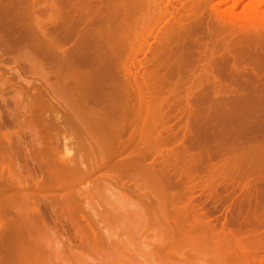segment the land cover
Wrapping results in <instances>:
<instances>
[{"label":"bare ground","instance_id":"obj_1","mask_svg":"<svg viewBox=\"0 0 264 264\" xmlns=\"http://www.w3.org/2000/svg\"><path fill=\"white\" fill-rule=\"evenodd\" d=\"M0 1H2V0H0ZM4 1V0H3ZM15 1V0H14ZM18 1V0H17ZM16 1V3H18ZM23 1V0H22ZM26 0H24V2H25ZM30 1V0H29ZM37 1V0H36ZM35 1V2H36ZM41 1V0H40ZM58 1V0H57ZM56 1V3H58ZM61 0H59V3H62V4H60L61 6L63 5V3H65L66 4V2L68 3V1L69 0H67L66 2H65V0H62V2H60ZM73 1V0H72ZM75 1V0H74ZM225 1V0H224ZM227 1V0H226ZM229 1V0H228ZM240 1H242V0H235L234 1V5L235 6H237V4L240 2ZM245 1V3H244V5H243V7H242V14H245L247 17H248V19L250 18L249 16H252V15H260L259 16V20L262 22V21H264V19H260L261 17L262 18H264V0H244ZM7 2V1H6ZM11 3H13L12 1H10ZM9 2V3H10ZM21 2V1H20ZM33 2V1H32ZM35 2H33V3H35ZM70 3H68V6H65L66 8H68V10H63V11H59L60 13H61V17L60 16H58V18H59V24L58 25H60V26H58L59 27V30H60V27L61 26H64V27H66V25H68L70 22V24L66 27V29H61V31L63 30V32H61L60 31V33H61V35H58V30L57 31H55L56 33H57V35H58V37H60V38H58L59 40H57V41H55L54 42V45L58 48L56 51H62V53H64L63 55L64 56H62L63 58H62V60L60 59L59 60V62H62V64L63 65H61L60 63H59V66L61 65V68L63 69V68H66V70L67 71H65V72H67V73H65V75H64V70L65 69H63V71H62V69H61V71L63 72H61L60 73V71H57V72H59V74H60V76H59V74H58V77H59V79H58V81L60 82H63V84H62V86H63V88L64 89H66L65 90V92L64 93H62V98L63 97H66V98H68L67 100H65V99H63L66 103H65V106H66V104L68 103L69 105H67V106H69V110H70V112L68 113L67 111V113L66 114H68L67 115V117H66V120H67V122L66 123H68L67 125L69 126V127H72L73 129H76L77 130V133H79V134H82V135H84L87 139H89V144L94 148V149H96L97 150V154L95 153L94 154V156L96 155V157H95V159H93V157H91L92 159H93V161L91 162V165H89L90 163H88V166L86 165H84V166H81L83 163L81 162H79V164H76V163H72V162H57V161H55L53 158H52V156L51 155H54L53 153H51V151H50V149L48 148V147H45V146H41V143H40V146H41V148H37L38 146V144L39 143H37V140H35V138L32 136V141H31V150H30V148L28 147V149L30 150V152H29V150H28V152H26V153H29V156L32 158V160H34L33 158H35V156H37L36 154H39V153H41V152H43L44 153V155H43V158H42V160L41 159H39L41 162L39 163L38 161V163L35 165V166H33L32 167V165H31V167L30 166H28V167H30L31 169H28V170H24V173L22 174V175H18V174H14V173H11V171H9V170H7L6 169V163L7 162H9V161H7V160H11V162L13 161H18V164H22L21 162H24L23 164H25V162L27 161V160H29V159H27V155L25 154V152H24V150H26V149H23V147H24V145H25V143H24V141H22L20 138H18L19 137V135H17L16 133V135L18 136H15V138H14V136L12 137L11 135H6V134H4L3 132H0V264H39V260H40V254H41V251H42V249H41V251H40V246L41 245H39L40 243H38L39 241H38V234L40 233L39 232V229H40V226H42L41 225V223L42 224H44L43 222H44V219H45V214L43 213V211H42V209H40V202H39V199H38V197H39V195H43V196H49V197H51L52 199H53V197H54V200H53V202L54 201H58L60 198H58V197H66V199L67 200H69L68 202L69 203H67L66 205L68 206L70 203H74L76 200H77V198H79L80 200H81V198L82 197H84V188L85 187H87V186H89V182L91 181V179L94 177V176H96V174H97V176H96V179H98L97 177H98V175L99 174H101L102 173V171L104 172L103 174H101V175H104L102 178H101V176L99 175V177L101 178V179H98V180H104L105 178V176L107 177V178H111V177H113V178H115V180L114 181H120V183L122 184V186L123 185H125V186H127L126 184H128V187L130 188L131 187V184L133 183V181H132V183H131V179H134V177L136 176V178H135V180L137 179V177L139 176V180L137 179V181H140V179H142L144 176H145V174H146V176L143 178L144 179V184L146 183V185L149 183V185H147V189L148 190H150V192L148 193V191H146L147 189H146V187L144 188V187H142L141 186V184H139V186H141V187H139V188H136V190H135V192L137 191V193L138 194H140L141 192H142V194L143 193H145L144 194V196H146V192L148 193V195L150 196V197H152V199H148V200H150V201H148V202H150L151 203V201L154 199L153 197H157V199H158V197H176V199H177V197H180L179 199H180V201H182L181 199H182V197H183V199H184V197H185V201L183 202H180L181 204H182V206L184 205V203L185 202H187L188 200V202L187 203H189V204H187V203H185V205H186V207H185V205L182 207L181 206V204L180 203H178V204H180L179 206H181V209H179L180 207L179 206H177V202H179V200L177 201L176 199H174V200H176V201H174L175 203H176V205H172V203H170L172 206H170V204H169V202L167 203L168 204V206L167 205H165L164 204V201L161 199L160 201H162L161 203H162V205H165V207L167 206L168 208V210H170V207H172V209L174 208V206H177V207H179V208H177V211H182V209L184 208V212L186 211V212H188V214L187 213H185L184 214V212H183V214L185 215V216H183L182 214V216L180 215V217L179 218H181V217H188L187 219H188V222L186 221L185 222V220H183V219H185V218H181L180 220H176V215L177 214H180L181 212H178L177 214H176V212H173L172 213V211L173 210H175V208L173 209V210H171L170 212H167L168 210H164V209H162L160 212H163V214H161V215H163V217L161 218V219H164V216H165V218L166 219H169V215L171 216V218H170V221H172V220H175V222H177L178 221V224H177V226L178 227H180V225H181V223L179 224V222H181L182 220V223H184V226H185V224L186 223H188V226L187 227H190V229H192V230H194V231H197V233H198V230H200L199 229V227L200 228H204L205 229V227L207 228V230H208V228L210 227V225H212V224H210L209 223V221L211 222V216H209L208 214V219H209V221H208V219L206 218L207 216L205 215L206 213H208L207 211L205 212V214H203L202 213V211H201V213L202 214H200V211L199 210H197V209H195L194 207V209H195V211L194 210H191L190 208H192L191 206H194V202L193 203H191L192 202V200H194V199H196L195 198V196H193L194 195V192L196 191V189H198L197 191H199L200 193L198 194V196L199 195H201V197H204V200H205V198L206 199H209L208 197H210L209 195H211V197L213 198V196H215V194H216V202H217V200H219L220 201V199H218V193H216V192H218V185L217 184H219V182H220V187H223V190L224 191H227V186L229 187H231L230 188V190H232V193L234 192L233 191V188H234V185H232L233 184V182H235V186H237L236 187V189H238L239 188V191L238 192H240L241 190H243L244 191V189H245V187H243L244 189H242L241 187L242 186H245V185H247V181H249L247 178H243V177H245V176H249V171H247L246 169H248V168H250V173L253 175L255 172L254 171H256V176L257 175H259L261 172H260V170L258 169V167H256L258 170H259V172L257 171V169L256 170H254L255 169V167L252 165H250L251 163H252V158H254V157H251V156H247L248 154L250 155V153L253 155V153L254 154H257V153H255L256 151V149L255 150H252V151H255V152H250L249 151V153L248 152H245V151H243V152H245V155H246V153H248L246 156L244 155V154H242V156L244 155V157H242V159L244 158V159H248L247 161L246 160H244L245 162H249V160H251V163L249 164L248 163V167L246 166L247 164L244 162V161H239V162H236V164L238 163V165L240 166L242 163H243V165L246 167V173L245 174H247V175H245L244 174V176L243 177H240L239 179H240V181L242 182V180L243 179H245V182L243 183L244 185H242V183L239 181V179H236V173H238V172H236L235 170H232V169H229L230 168V165H229V168H227V171L229 170V172L227 173L226 171H225V169H224V166L222 167V169H221V171H225L224 173H226L225 175H224V177H223V172H222V174L220 175V178H219V175L218 174H220V173H218V174H213V171L216 169L214 166H215V164H212V165H210L209 163H208V169H211V170H207V171H209L207 174H209L210 175V177H211V180H210V177H209V175H204V177H206V178H204V177H202V179H201V176H200V178H198L199 177V175H197L198 177H196V170H199L200 169V166H202V165H199L198 163L196 164L195 163V168H198V169H196L195 170V168L193 167V163L190 161V163H192V165H190L191 166V169L190 168H185V167H187L189 164V162L187 163L186 162V164H185V162L183 163L182 162V160L185 158V154L186 153H188V151L186 152V150H184L185 148L184 147H186V149H187V147L188 146H185L184 144L186 143V142H181L183 139L184 140H187V138H189L190 140H188V141H190L191 142V139L193 138H195V141H196V137H195V135H194V137L193 136H190L191 134L188 132V130L190 129V132L191 133H193L192 131H193V125H196V124H193L194 122H192L193 120H195V119H192V120H190L189 118H196V119H198L197 118V116L196 117H193V116H195V115H198L197 113V110H199V109H196V108H194L195 107V105H193L192 103H191V98L192 97H194L193 95H195V93H196V91L195 90H197V93H198V89H200V87H211L212 88V90H213V88H214V90H215V92H213L214 94L215 93H217L218 94V92H220L221 90L223 91V89L225 88V86L226 85H228L227 87H229V85H231L232 83H240L239 84V86L240 85H242L243 83H244V86L246 87L247 85H251L252 87L253 86H258V87H256L255 89H257L258 90V88H261L262 86L264 87V75H263V73H264V68L262 69V68H260L262 71H263V73H262V71H259L260 69H259V67L257 66V64L258 65H261V62L262 61H260V62H258V60L256 59V61L254 60V58L256 57H250L251 59H253V61H254V63H256V64H251V62L249 63V62H247V66H244V71H246V72H248L246 75H245V73H241L243 70H241L240 71V69H242V66L243 65H245V64H240L238 67L234 64L233 66H232V64L233 63H235V62H233V60L234 59H236L235 61L237 62V61H239L240 60V57L239 58H237L238 56H235L236 54H240V52H242L241 50H246V49H249V48H253V47H258L259 45H260V41L258 42V39L257 40H255V38H257V36H260V38H259V40L261 39V38H263V37H261V32H262V30L261 29H259L258 27L260 26L261 27V22L259 21L258 23H256V24H258L257 26H255V28H258V30L256 29L255 30V28L253 27V25H251L252 27H253V30L251 29V30H249L248 28H246V30H243V28H241L240 29V27H238V26H236V25H233L232 26V23H231V26L229 27V24L230 23H228L227 24V21L225 20V19H228L229 17H230V15L231 14H236L235 12H234V8L233 9H231V10H226V9H224L223 8V4H224V2H222V1H218V0H76L75 2H71V1H69ZM3 3V2H2ZM4 3H5V1H4ZM3 3V4H4ZM15 3V4H16ZM27 3V2H26ZM37 3V2H36ZM35 3V4H36ZM54 3V4H53ZM59 3H58V6L59 7H57L56 5H55V2L53 1L51 4H53V5H55L56 7H53L54 9H57V11L59 10V9H61L60 8V5H59ZM1 4V3H0ZM32 4V3H31ZM30 4V5H31ZM38 4V3H37ZM41 4V3H40ZM50 4V3H49ZM69 4H71L70 6H69ZM80 4H81V6H80ZM5 5V4H4ZM14 5V4H13ZM12 5V6H13ZM18 5H19V3H18ZM25 3H24V9L22 10V11H24L26 8H25ZM39 5V4H38ZM53 5H51V6H53ZM67 5V4H66ZM8 6H9V4H8ZM11 6V5H10ZM11 6V7H12ZM15 6V5H14ZM34 6H36V5H34L33 4V6L32 7H34ZM80 6V7H79ZM16 7V6H15ZM14 7V9H18V8H15ZM19 7V10H17V12L18 13H20L19 11L21 10L20 9V7L21 6H18ZM26 7H27V5H26ZM28 7H29V3H28ZM27 7V8H28ZM39 7L41 8V6L39 5ZM38 7V8H39ZM1 8H2V5L0 6V10H1ZM7 8V7H6ZM45 8V7H44ZM59 8V9H58ZM64 8V6L62 7V9ZM69 8H71L70 10H69ZM3 9H5V8H3ZM2 9V10H3ZM10 9V8H9ZM30 8H28V10H29ZM33 9V8H32ZM43 9V8H42ZM16 10H14V11H16ZM38 10V9H37ZM5 11V10H4ZM9 11V10H8ZM13 11V12H14ZM21 11V12H22ZM39 11H40V9H39ZM56 11V10H55ZM225 11H227V13L229 12V13H231V14H229V17H224V16H226L225 14H226V12ZM6 13H7V11H5ZM25 12V11H24ZM23 12V13H24ZM27 12V11H26ZM25 12V13H26ZM29 12H30V10H29ZM29 12H27V13H29ZM32 12H33V10H32ZM38 12V11H37ZM1 13H3V11L1 12ZM18 13L16 14V15H18ZM22 13V14H23ZM34 13V12H33ZM36 13V12H35ZM40 13V12H39ZM56 13V12H55ZM58 13V12H57ZM66 13V14H65ZM223 13H225V14H223ZM9 14H11V13H9ZM21 14V13H20ZM64 14V15H63ZM4 15H5V13H4ZM8 15V14H7ZM13 15V14H12ZM15 15V16H16ZM34 15V14H33ZM40 15V14H39ZM60 15V14H59ZM65 16L64 18H62L63 16ZM232 15V16H233ZM67 16H71V19L68 17L67 18ZM20 17V16H19ZM18 17V18H19ZM8 18V17H7ZM15 18V17H14ZM33 18V17H32ZM34 18H35V16H34ZM224 18V19H223ZM29 18L27 17V20H28ZM57 19V18H56ZM61 19V20H60ZM63 19H65V21L63 22V23H65V24H61L60 22L61 21H63ZM224 21H226V22H224ZM229 19H231V18H229ZM233 19V18H232ZM247 19V18H246ZM39 20V19H38ZM37 20V18H36V21H38ZM42 20V19H41ZM58 20V19H57ZM70 20V21H69ZM2 21V20H1ZM1 21H0V23H1ZM12 21V23H13V20H11ZM30 21V20H29ZM32 21V20H31ZM33 22V23H36L37 24V22ZM40 21V20H39ZM46 21V20H45ZM44 21V22H45ZM53 21V20H52ZM56 21V20H55ZM69 21V22H68ZM233 21H236V20H232V22ZM238 21V20H237ZM50 22V21H49ZM48 22V23H49ZM67 22H68V24H67ZM77 22H82V25H79V26H81L80 28L78 27L77 28ZM222 22H223V24H222ZM231 22V21H230ZM247 22H248V20H247ZM11 23V22H10ZM17 23V22H16ZM15 22L13 23L14 25L16 24ZM27 23V22H26ZM26 23H24V24H26ZM30 23H32V22H30ZM32 23V24H33ZM40 23V22H39ZM38 23V24H39ZM43 22L41 21V24H42ZM57 22H55V24H56ZM80 23H78V24H80ZM225 23V24H224ZM235 23V22H234ZM233 23V24H234ZM240 23V22H239ZM245 23V22H244ZM3 24V23H2ZM18 24H19V22H18ZM37 24V25H38ZM41 24H39V26L41 27ZM47 24V23H46ZM52 24V23H51ZM54 24V23H53ZM52 24V25H53ZM236 24V23H235ZM254 24V23H253ZM8 25H10V24H8ZM17 25V24H16ZM29 25V24H28ZM31 25V24H30ZM37 25H35V26H37ZM228 25V26H227ZM242 25V24H241ZM245 25V24H244ZM264 22H263V24H262V27H263V29H264ZM26 26V25H25ZM49 26H50V24H49ZM234 26H236V28H238V29H234V28H232V27H234ZM247 26V25H246ZM46 27H48V25L46 26ZM14 28V27H13ZM12 28V29H13ZM26 28H28V26H26ZM25 28V29H26ZM32 28H33V25H32ZM42 28H44V25H42ZM54 28V27H53ZM30 29H31V27H30ZM35 29H36V27H35ZM34 29V30H35ZM46 29V28H45ZM45 29H41L42 31H44ZM37 30H39L38 32H40V34H41V30H40V28L39 29H36V31ZM49 30V29H48ZM259 30H260V32H259ZM26 31H28V32H30L29 31V29L27 30L26 29ZM35 31V32H36ZM47 31V30H46ZM54 31H53V33H54ZM8 32V31H7ZM7 32H5L7 35L10 33H7ZM24 32V31H23ZM27 32V33H28ZM37 32V33H38ZM264 32V31H263ZM47 33V32H46ZM49 33V32H48ZM55 33V34H56ZM202 33V34H201ZM261 33V34H260ZM6 34H4V35H6ZM11 34V33H10ZM15 34H17V33H15ZM22 34V33H21ZM21 34H20V36H21ZM30 34V33H29ZM33 34V33H32ZM35 34V33H34ZM201 34V35H200ZM6 35V36H7ZM11 35H13V34H11ZM11 35H9V36H11ZM28 35V34H27ZM38 35V34H37ZM199 35V36H198ZM22 36H24V33H23V35ZM21 36V37H22ZM32 36V35H31ZM35 36V35H34ZM40 36H43V35H40ZM40 36H38V37H40ZM44 36L46 37L47 36V34L45 35L44 34ZM43 36V37H44ZM49 36V35H48ZM51 36V35H50ZM200 36H202V37H200ZM218 36H220V38L218 37ZM231 36H233V38H234V41H231V40H233V38H230ZM4 37V36H3ZM20 37V38H21ZM25 37H28V36H25ZM36 37V36H35ZM38 37H36L37 39H38ZM44 37V38H45ZM55 37L57 38V36L55 35ZM54 37V38H55ZM74 39V41H72L71 43V45H68V46H70V47H68L67 46V44H65V42L66 43H68L69 44V42L71 41V39L72 38ZM204 37V39H202ZM227 37H229V39L227 38ZM7 38V37H6ZM5 38V39H6ZM9 38H11V37H9ZM8 38V39H9ZM30 38H34V37H28V39H30ZM43 38V39H44ZM53 38V37H52ZM69 38H70V41H69ZM217 38H219V44L221 43V45H222V48H223V45H224V48H225V46L227 47V48H225V50L223 49V50H221L222 52L224 51V52H226V53H224V54H227V56L230 54V51L229 50H231L230 49V41L231 42H234V44H233V46H232V44H231V47H233L232 49V51H231V53H233V51H234V55L233 54H230V56H226V55H224V56H222V55H218V56H220V59L217 61V59H215L217 56H215L216 55V53L218 52V51H215V48H216V40H217ZM225 38H227V40L225 39ZM23 39H25L24 37H23ZM27 39V40H28ZM39 39H42V37L41 38H39ZM208 40V41H210V42H208V41H206V40ZM214 39V40H213ZM10 40V39H9ZM31 41H33L32 39H30ZM225 40L228 42L229 40V43L227 44V42L226 43H223V41L225 42ZM261 40H264V39H261ZM3 41V40H2ZM6 42L8 41V40H5ZM25 41V40H24ZM29 41V40H28ZM31 41H29V42H31ZM43 41V40H42ZM41 41V42H42ZM46 41V40H45ZM44 41V43L46 44V42ZM211 41H213L214 43H212ZM1 42V41H0ZM28 42V43H29ZM36 42V41H35ZM262 42V41H261ZM3 43V42H2ZM5 43V42H4ZM11 43V42H10ZM12 43H13V41H12ZM15 43V42H14ZM38 43V42H37ZM48 43H50L49 41H48ZM208 43L210 44L209 46L210 47H212L211 46V44L213 45V48H210L209 49V47H208ZM263 43V44H262ZM261 44H262V46H259V48H260V50H261V52L263 53V56H264V42H262ZM20 44H22V43H20ZM44 44V45H45ZM218 44V43H217ZM218 44V45H219ZM4 45V44H3ZM6 45H8V44H5V46ZM13 45V44H12ZM28 45V44H27ZM31 45V44H30ZM34 45H36L35 43L32 45V48H33V46ZM40 45V44H39ZM214 45H215V47H214ZM221 45H219L220 47H221ZM227 45H229V46H227ZM21 46V45H20ZM38 46V45H37ZM42 46H43V44H42ZM41 46V47H42ZM67 46V47H66ZM81 46H83V47H81ZM86 46V47H85ZM205 46H207L208 47V49H209V51H208V49H206L205 48ZM4 47V46H3ZM24 47H25V45H24ZM46 47V46H45ZM52 47V46H51ZM83 49H81V48ZM228 47H229V49H228ZM6 48V47H5ZM10 48H12V47H10ZM30 48V47H29ZM31 48V49H32ZM35 48V47H34ZM33 48V49H34ZM86 48V49H85ZM217 48H218V46H217ZM217 48H216V50H217ZM236 48V49H235ZM37 49H38V47H37ZM37 49L36 50H34V51H37ZM42 49V48H41ZM46 49V48H45ZM56 49V48H55ZM84 49H85V51H84ZM213 49V50H212ZM221 49V48H220ZM13 50V49H12ZM30 50V49H29ZM50 50V49H49ZM86 50H88V52L86 51ZM218 50H219V48H218ZM237 50V51H236ZM258 50V49H257ZM25 51H27V50H25ZM44 51V50H43ZM58 51V53H60ZM84 51V52H83ZM207 51L208 52H210V51H214L213 53L211 52V53H207ZM220 51V50H219ZM220 51V53L219 54H222V52ZM228 51V52H227ZM254 51H256V50H254ZM31 52V51H30ZM45 52V51H44ZM76 52L77 53H79V55L78 54H76ZM80 52L82 53V54H80ZM93 52V53H92ZM6 53V52H5ZM46 53H47V51H46ZM49 53H50V51H49ZM56 53V52H55ZM84 53H87V55L88 54H92L91 56H90V58L91 59H88V56H87V58H86V56H85V54ZM236 53V54H235ZM253 53V52H252ZM54 54V53H53ZM97 55V56H94V55ZM214 54V55H213ZM238 54V55H239ZM245 54H247V53H245ZM249 55H250V53H248ZM7 55H8V53H7ZM56 55V54H55ZM54 55V56H55ZM73 55H74V57H73ZM77 55H78V58H77ZM81 55V56H80ZM212 55L214 56V57H212ZM242 55V54H241ZM38 56V55H37ZM40 56V55H39ZM42 56V55H41ZM47 56V55H46ZM60 56H61V54H60ZM76 56V57H75ZM94 56V57H93ZM243 56H245V55H243ZM83 57V58H82ZM221 57H222V59H221ZM224 57V58H223ZM230 57V58H229ZM232 57H234V59L232 58ZM236 57V58H235ZM246 57H247V55H246ZM260 57V56H259ZM14 58V57H13ZM34 58H36L35 57V55H34ZM39 58V57H38ZM42 57H40V59H41ZM214 58V59H213ZM232 58V60H229V59H231ZM245 58V57H244ZM243 58V59H244ZM249 58V57H248ZM250 58H249V60H250ZM258 58V57H257ZM39 59V60H40ZM43 59V58H42ZM238 59V60H237ZM261 60H264V59H262V58H260ZM15 60V59H14ZM56 60H57V58H56ZM55 60V61H56ZM45 61H47L46 59H45ZM51 61V60H50ZM230 61L231 62H233L232 64L230 63ZM245 61L246 60H244V62L243 63H245ZM247 61H248V59H247ZM44 62V61H43ZM240 62H242V60L241 61H239V63ZM264 62V61H263ZM53 63V62H52ZM228 63H229V67L231 68L232 67V69H231V71H228L229 73L228 74H230L231 76L232 75H234L233 73L235 72L234 70H233V67H234V69L237 67V69L236 70H238L239 69V67L241 66V68L238 70V72H237V74L235 73V76H232V80H230L231 79V76L230 75H228L227 74V71L226 70H228L227 68H228ZM238 63V62H237ZM238 63V64H239ZM47 64V63H46ZM230 64H231V66H230ZM237 64V65H238ZM249 64H251L250 66L252 67V69L253 68H255V70H253L254 72H255V75H256V72H258V73H261L260 75H258V73H257V75L254 77L253 76V74H254V72L252 71V69H249V68H251L250 66H249ZM53 65V64H52ZM51 65V66H52ZM55 65H57L56 63H55ZM264 65V64H263ZM58 66V67H59ZM63 66V67H62ZM196 66V67H195ZM216 66L218 67V69L216 68ZM249 66V67H248ZM44 67V66H43ZM54 67V66H53ZM114 67V68H113ZM216 68L215 69V71L214 72H216V73H214V72H212L213 71V68ZM226 67V68H225ZM262 67V66H261ZM187 68H188V70H187ZM189 68H191V70H190V74H188V72H189ZM194 68V70H192ZM219 68H220V70H222V72L219 70ZM222 68V69H221ZM224 68H225V70H224ZM229 68V69H230ZM259 70H258V69ZM211 69H212V71H211ZM249 69V70H248ZM188 72H187V71ZM232 70L234 71V72H232ZM253 72H251V71ZM12 71V70H11ZM243 71V72H244ZM208 72H209V74H208ZM231 72V73H230ZM249 72H251L250 74H249ZM54 73H55V71H54ZM185 73L186 74H188V75H185ZM63 74V77H61V75ZM215 74H216V76L217 77H219V76H223V77H226V76H230V78L228 77V80H230L231 81V84H230V81H228V82H226V80L225 79H227V77L225 78V79H223V77H220V79L222 78L224 81V83L221 81V83L222 84H220L219 82V80H217V78H216V76H215ZM220 74V75H219ZM226 76H225V75ZM53 75V74H52ZM247 77H245V76ZM252 75V76H251ZM50 76V75H49ZM56 76V75H55ZM242 76H244L245 78L244 79H242L241 77ZM8 77V76H7ZM14 77V76H13ZM10 78V77H9ZM51 78H53L52 76H51ZM56 78V77H55ZM61 78V79H60ZM108 79V80H111L110 81V83H108V84H111V86L110 85H104L103 83V80L104 79ZM106 79V80H107ZM113 79H115L116 80V82L117 83H113L114 82V80ZM221 79V80H222ZM13 80V79H12ZM44 80V79H43ZM53 81H55V82H57L56 81V79L54 80V78L52 79ZM51 80V81H52ZM60 82V83H61ZM216 82H218V83H216ZM112 83H113V85H114V87H113V85H112ZM225 83H229V84H226L225 85ZM59 84V83H58ZM186 84V85H185ZM187 84H189V85H187ZM218 84V85H217ZM221 86H220V85ZM224 84V85H223ZM238 84L236 85V84H232V86L231 87H233V86H236V88H237V86H238ZM246 84V85H245ZM56 85H57V83H56ZM116 85V86H115ZM194 85H196L197 87H195ZM217 87H216V86ZM222 85L224 86V88L223 89H221L220 90V87L222 88ZM59 87L61 86V85H58ZM61 86V87H62ZM183 86H184V88L187 86V88L186 89H188L189 90V93H188V90H187V92H185V90L186 89H183ZM192 86H194L195 88H193ZM214 86V87H213ZM219 86V87H218ZM244 86H242L243 88H245ZM250 86V87H251ZM260 86V87H259ZM31 87V86H30ZM34 87V86H33ZM42 87V86H41ZM189 87H191V88H193L194 90H192L191 91V88H189ZM231 87H229V94H230V92H231V90H233V89H231L230 90V88ZM249 87V88H250ZM251 87V88H252ZM262 87V88H263ZM32 88V87H31ZM35 88V87H34ZM63 88H61V89H63ZM166 88H167V92L166 91H164V89L166 90ZM179 88H181V90L183 89L184 90V93L186 94V96L184 97V95L185 94H183L182 93V96H179L178 97V93H177V97L176 98H172L171 96H168V95H166L167 93H168V91H170V90H173V94H176V91H175V93H174V89L176 90V89H178V91H179ZM211 88H209V89H211ZM216 88L218 89V90H220V91H217L216 90ZM242 88V89H243ZM56 89V88H55ZM58 89V88H57ZM170 89V90H169ZM205 89V88H204ZM203 89V90H204ZM208 89V90H209ZM246 89V88H245ZM244 89V90H245ZM60 90V89H59ZM202 90V89H201ZM202 90V91H203ZM225 90V89H224ZM226 90H227V88H226ZM225 90V93L227 92ZM236 89H235V87H234V90L233 91H235ZM241 90V89H240ZM247 90H249L248 88H247ZM252 90V89H251ZM250 90V91H251ZM262 90L264 91V88L263 89H261V91H260V89H259V91H260V93L262 92ZM37 91H38V89H37ZM64 91V90H63ZM66 91H67V94H66V96H65V93H66ZM166 92L165 94H164V92ZM191 91V92H190ZM193 91H195L194 92V94H193ZM201 91V92H202ZM237 91V90H236ZM242 91V90H241ZM249 91V92H250ZM259 91H254V98L253 99H256L255 100V102H257L258 101V104H259V102L260 103H263L264 101H263V99H264V97L263 98H261L264 94V92L262 93V94H260L259 93ZM43 92V91H42ZM50 92V91H49ZM182 92V91H181ZM204 92V91H203ZM238 92V91H237ZM240 92V91H239ZM245 92V91H244ZM244 92H243V96L242 95H240V96H242V97H244V101H246V104H248L247 102H249V100L246 98V97H253V95H251V93H253V91L249 94V92L246 94V96H244ZM39 93V92H38ZM44 93V92H43ZM53 93H54V91H53ZM172 93V92H171ZM171 93H170V95H171ZM196 93V94H197ZM200 93V92H199ZM198 93V95H200V94H202L203 95V93H200L199 94ZM258 95H257V94ZM35 94V93H34ZM57 94L58 93H56L55 95L57 96ZM63 94H64V96H63ZM162 94L163 95H165L164 97L166 98V96L169 98H164L163 96H162ZM173 94H172V96H173ZM224 94V92H221V94H219V97L221 96V95H223ZM231 96H233V93L231 92ZM239 94H241V93H239ZM238 94V95H239ZM250 95V96H247V95ZM255 94L258 96V97H256L255 98ZM51 95H53L52 94V92H51ZM69 95V96H68ZM181 95V94H180ZM192 95V96H191ZM202 95H200V97L199 96H197L196 95V98H201V96ZM210 95V94H209ZM237 95V96H238ZM40 96V95H39ZM61 96V95H60ZM190 96H191V98H190ZM203 96H205V95H203ZM224 96H225V94H224ZM231 96H229V97H231ZM259 96H261L260 97V99H262V102L260 101V99H259ZM171 97V98H170ZM174 97V96H173ZM211 97H212V94H211ZM213 97H217L218 98V100H219V104L221 103L220 101L222 100V99H224V98H226L227 97V100H228V96H226V97H223V98H219L218 96H214L213 95ZM40 98V97H39ZM56 99H57V97H55ZM54 98V99H55ZM61 98V97H60ZM165 99V101H164V99ZM181 98V99H180ZM196 98H194V99H196ZM198 98V99H199ZM204 98H207V96H205V97H202L200 100H201V103H202V99H204ZM240 98V97H239ZM257 98L259 99V100H257ZM52 99H53V97H52ZM170 99H172L171 100V103H170ZM208 99H210V97L208 98ZM221 99V100H220ZM232 99H234V98H229V101H227L226 99H225V101H223L222 103H223V105L226 103V105H229V104H227V103H230V104H232L231 102L232 101H234V100H236V99H234V100H232ZM243 98H241V99H238L237 98V100L236 101H238V103L236 104V101H235V104L233 105L234 107H235V105L236 106H238V104H239V101H240V103H241V100H242ZM251 99V98H250ZM42 100V99H41ZM58 100H60L59 99V97H58ZM69 100V101H68ZM190 100V101H189ZM205 100V99H204ZM216 101V102H218V100H216V98H213V101ZM231 100V101H230ZM45 101V100H44ZM62 101V100H61ZM68 101V102H67ZM243 101V100H242ZM243 101V102H244ZM58 102H60V101H58ZM166 104H165V103ZM184 102H186V103H184ZM195 102H196V104L197 103H199L197 100H195ZM216 102H215V104H216ZM242 102V103H243ZM29 103V102H28ZM32 103H35V104H32ZM173 103V105H171ZM179 103H182V104H180V105H182L181 107H179L180 105H179ZM189 103H191L192 104V107L190 106L191 104H189ZM242 103H241V105H242ZM250 103V102H249ZM31 104V109L30 110H33L32 108H34L35 107V109L37 108L38 109V104L39 103H37V105H36V102H31L30 103ZM42 104V103H41ZM164 104V105H163ZM200 104V103H199ZM203 104H205L204 102L202 103V105L201 106H203ZM208 104V103H207ZM258 104H256V105H258ZM32 105H34L33 107H32ZM36 105V106H35ZM46 105V104H45ZM44 105V106H45ZM177 105V106H176ZM189 107H188V106ZM209 105L210 104H208V107H209ZM222 105V104H221ZM222 105V106H223ZM40 106H42V105H40ZM48 106V105H47ZM165 106V108L167 109V113H166V109L165 108H163ZM171 106H173V107H175L176 106V110H175V108L172 110V108L173 107H171ZM192 108L193 110H192V112L193 111H195V109H196V114L193 112V113H191L192 115H191V117H190V112H191V108H190V111H189V113H188V115H187V119L189 120V123L192 125V126H190L189 125V123H187L186 125H189L188 127H186V129H185V124H183V126H184V128H183V126L181 127V126H179V128L181 127V128H183V129H181L182 130V133H181V135L179 136V132L178 131H180V129L178 130V129H176L175 131L172 129L173 128V126H172V123L170 122V123H168L169 121V117H173V118H175L176 117V119H178L177 118V115H179L178 114V110H179V108H181L183 111L185 110V112H184V114L186 115V112H188V111H186L187 109L185 108ZM194 106V107H193ZM199 106V105H198ZM217 106H219L218 105V103H217ZM232 106V107H233ZM48 107H50V106H48ZM54 107V106H53ZM183 107H184V109H183ZM197 107V106H196ZM200 107V106H199ZM208 107H206V110H207V108ZM212 107H213V104H212ZM230 108H231V106H229ZM238 107H241L240 105L238 106ZM243 107V106H242ZM260 107H262V104H260ZM263 107H264V105H263ZM51 108V107H50ZM55 108V107H54ZM58 108V107H57ZM202 108H204V107H201V109ZM218 108V107H217ZM253 108V107H252ZM29 109V108H28ZM36 109V110H37ZM67 108H65V110H66ZM221 109V108H220ZM227 110V107L225 108V106H224V112ZM232 109V108H231ZM230 109V110H231ZM234 109L235 108H233L231 111H234ZM240 109V108H239ZM242 109V108H241ZM244 109V108H243ZM249 109H250V107H249ZM63 110V109H62ZM61 110V111H62ZM164 111V113H166V114H164L163 113V111ZM189 110V109H188ZM210 110V109H209ZM236 110V109H235ZM238 110V109H237ZM25 111V110H24ZM28 111V110H27ZM43 111V110H42ZM176 111H178L177 112V115L175 116V114H176ZM182 111V112H183ZM201 111V110H200ZM200 111H199V115H200ZM213 111V110H212ZM219 111V110H218ZM231 111H229V112H231ZM39 112H40V108H39ZM63 112V111H62ZM181 112V113H182ZM206 112V111H205ZM210 112V111H209ZM208 112V113H209ZM227 112H228V110L226 111V114H227ZM241 112V111H240ZM245 112V111H244ZM255 112V111H254ZM32 113V112H31ZM30 113V114H31ZM34 113H35V111L33 112V116H34ZM158 113V114H157ZM161 113V114H160ZM203 113H204V110H203ZM207 113V112H206ZM207 113V114H208ZM221 113V112H220ZM219 113V114H220ZM234 113H235V111H234ZM11 114V113H10ZM42 114V113H41ZM63 114V113H62ZM156 114V115H155ZM162 114H163V116H162ZM218 114V113H217ZM224 114V113H223ZM222 114V115H223ZM229 114V113H228ZM237 114H239V113H237ZM236 114V115H237ZM259 114H261V113H259ZM8 115V114H7ZM29 115V114H28ZM37 115V114H36ZM46 115V114H45ZM151 115H153L154 117L155 116H159V115H161L162 117H158L159 119H166L165 120V122H166V124L168 123V126L167 125H162L161 124V121L163 122V120H160V124L162 125H160V124H158L159 123V120H158V125H160V127H162L161 128V130L163 129V126H164V129L162 130V131H160L159 129H160V127L159 126H157L156 124H155V122L154 121H152V116ZM165 115V116H164ZM182 115V114H181ZM181 115H179V116H181ZM199 115H198V117H199ZM204 115H205V113H204ZM203 115V116H204ZM242 115L245 117L246 115H244V113L242 112ZM250 115V114H249ZM1 116V115H0ZM48 116V115H47ZM150 116H151V120H148V118H150ZM178 116V117H179ZM201 116H202V112H201ZM206 116V118H202V119H206L207 120V116L208 115H205ZM229 116V115H228ZM232 116V115H231ZM242 116V117H243ZM256 116H257V113H256ZM11 117H13V116H11ZM10 117V118H11ZM27 117H29V116H27ZM171 117V120L173 121V118ZM189 117V118H188ZM212 117V116H211ZM221 117V116H220ZM225 117H226V115H225ZM251 117V116H250ZM33 118H35V117H33ZM39 118V117H38ZM56 118H58V117H56ZM157 117H155V119H156ZM180 118V117H179ZM12 119V118H11ZM10 119V121H9V123H11L12 121L13 122H16V120H11ZM50 119H51V117H50ZM53 119V118H52ZM168 119V120H167ZM176 119L174 120V121H176ZM181 119V118H180ZM184 120L183 121H185V122H188V120L186 119V117L185 118H183ZM201 119V120H202ZM209 120H210V118H208ZM229 119H231V117L229 118ZM238 119H240L239 117H238ZM237 119V120H238ZM255 119V118H254ZM263 119V118H262ZM0 120H2V118L0 117ZM7 120H8V118H7ZM29 120V119H28ZM43 120V119H42ZM48 120V119H47ZM60 120H61V118H60ZM59 120V121H60ZM63 120H65V117H64V119ZM65 120V121H66ZM187 120V121H186ZM201 120H199V122H200V124H201ZM205 120V121H206ZM224 120V119H223ZM226 120H227V118H226ZM247 120V119H246ZM249 120V119H248ZM26 121H27V119H26ZM31 122H32V120H30ZM147 121H152V122H154V123H152V124H154V125H156V126H154V125H152V124H149L148 125V122ZM168 121V122H167ZM173 121V122H174ZM182 121V122H183ZM191 121V122H190ZM212 121V120H211ZM228 121V120H227ZM255 121V120H254ZM263 121V120H262ZM2 122V121H1ZM12 122V123H13ZM40 122V121H39ZM49 122V121H48ZM63 123H65L64 121H62ZM156 122H157V120H156ZM185 122H183V123H185ZM198 122V121H197ZM207 122V121H206ZM205 122V123H206ZM210 122V121H209ZM213 122V121H212ZM219 122H221V121H219ZM218 122V123H219ZM223 122V121H222ZM231 122V121H230ZM237 122V121H236ZM235 122V123H236ZM239 122H241V121H239ZM246 122V121H245ZM248 122V121H247ZM259 122V121H258ZM3 123L5 124L6 122H4V120H3ZM3 123H0V124H3ZM8 123V124H9ZM55 123V122H54ZM57 123V122H56ZM61 123V122H60ZM63 123H62V125H63ZM164 123V122H163ZM196 123V122H195ZM225 123H226V121H225ZM228 123H229V121H228ZM238 123V122H237ZM252 123V122H251ZM4 124H3V127H4ZM172 126H170V125ZM215 124H216V121H215ZM232 124H233V122H232ZM239 124V123H238ZM150 125H152L151 127H150ZM198 126H199V123L197 124ZM197 125L194 127V128H196V130H197V128H201L202 126H199V127H197ZM203 125V124H202ZM204 125H206V124H204ZM209 125V124H208ZM225 125V124H224ZM248 125H249V122H248ZM247 125V126H248ZM64 126H66V124L64 125ZM154 126V128H152ZM167 126V127H166ZM210 126V125H209ZM208 126V127H209ZM229 126H230V124H229ZM235 126H236V124H235ZM239 126H240V124H239ZM258 126V125H257ZM260 126H261V124H260ZM1 127V126H0ZM8 127V126H7ZM46 127V126H45ZM158 129H157V128ZM178 127V126H177ZM190 127V128H189ZM212 127H215V126H212ZM237 127H238V125H237ZM252 127V126H251ZM254 125H253V130H254ZM9 128V127H8ZM12 128V127H11ZM14 128V127H13ZM62 128V127H61ZM64 128H66V127H64ZM68 128V127H67ZM71 128V129H72ZM188 128V129H187ZM191 128H192V130H191ZM205 128H207L206 126H205ZM222 128V127H221ZM230 128V127H229ZM246 128V131H247V128L249 129V127H245ZM261 128H262V126H261ZM5 129V128H4ZM150 129H152V130H150ZM202 130H203V127L201 128ZM215 129H218V127L217 128H215ZM219 129H220V127H219ZM226 129V128H225ZM224 129V130H225ZM235 129H236V127H235ZM251 129V128H250ZM263 132H264V123H263ZM1 131H2V129H0ZM53 130V129H52ZM157 130H159V131H157ZM170 130H172V131H170ZM178 130V131H177ZM185 130V131H184ZM221 130V129H220ZM220 130H219V132H220ZM256 130H257V128H256ZM255 130V131H256ZM260 130V129H259ZM71 131V130H70ZM153 131V132H152ZM184 131V132H183ZM194 131H195V129H194ZM203 131H205V129L203 130ZM228 131V130H227ZM229 131H230V129H229ZM232 132H233V130H231ZM242 131V130H241ZM240 131V132H241ZM262 131V130H261ZM5 132V131H4ZM45 132V131H44ZM153 133V135H154V137H156V136H158V137H156L155 139H154V137H153V135H152V133ZM156 132H157V134H156ZM163 133V136H166V137H164V139H163V137H161L162 136V133ZM164 132H166V134H170L171 135V137L170 136H167V135H164ZM169 132V133H168ZM175 132V133H174ZM176 132H178L177 134H178V136L179 137H182V135L185 133V132H188L189 134V136L187 135V133H185L186 135H187V138H179L178 136H176ZM198 132V131H197ZM217 132V131H216ZM245 132V131H244ZM248 132V131H247ZM259 132V131H258ZM7 133V132H6ZM42 133V132H41ZM46 133H48V132H46ZM72 133V132H71ZM70 133V134H71ZM151 133V134H150ZM158 133H160L159 135H158ZM213 133H215V132H213ZM221 134H223V132H220ZM249 133V132H248ZM248 133H242V134H248ZM252 133V132H251ZM251 133L249 134V135H251ZM185 134L183 135V136H185ZM194 134V133H193ZM192 134V135H193ZM210 134V133H209ZM238 134V133H237ZM255 134V133H254ZM254 134H252V135H254ZM261 135H262V133H260ZM14 135V134H13ZM32 135V134H31ZM33 135H34V133H33ZM45 135V134H44ZM71 135H73V134H71ZM149 135H151V137L153 138H151ZM197 135H199V134H197ZM205 135V134H204ZM227 135H229V134H227ZM251 135V136H252ZM264 135V134H263ZM11 136V137H10ZM39 136V135H38ZM151 138H149V137ZM212 136H213V134H212ZM215 136V135H214ZM220 136V135H219ZM241 136V135H240ZM244 136V135H243ZM48 137V136H47ZM77 137V136H76ZM168 137H170L171 138V140L173 139V141H172V143H171V140L169 141L167 138ZM192 137V138H191ZM199 137V136H198ZM224 137H226V136H224ZM231 137V136H230ZM246 137V136H245ZM244 137V138H245ZM256 137V136H255ZM262 137V136H261ZM42 138V137H41ZM72 138V137H71ZM70 138V139H71ZM79 138V137H78ZM85 138V139H86ZM146 138H149V139H146ZM158 138V139H157ZM162 138L163 139V141H162V139L160 140V139ZM166 138V139H165ZM177 138H179V140L177 139ZM223 138V137H222ZM243 138V139H244ZM250 138V137H249ZM40 139V138H39ZM227 139V138H226ZM242 139V140H243ZM259 139V138H258ZM262 139V138H261ZM28 140V139H27ZM42 139H40V141H41ZM144 140H145V143H146V145H143L144 143ZM148 140V141H147ZM151 140V142L150 143H155L156 144V142H155V140L156 141H158L157 142V144L159 145V143H160V145L161 146H163L164 144V148H166L168 151H169V153H168V155H169V157H168V159H174L175 157L177 158V156H175V155H180V156H178V158L176 159V160H178V162H180V158H182L183 157V159L181 160V162H182V164H184V165H186L185 167L183 166H181L180 167V169H182V170H180L179 168H178V166L180 165L179 163H176L177 161H172L171 159V163H173V162H175L176 163V165H177V168H175L176 167V165H175V163H174V165L172 166V165H170L169 163L170 162H168L167 163V161L166 160H164L163 161V163L164 162H166L167 163V165H166V163H164L165 165H166V167H165V165L161 162V166H160V162H158L159 160H157V159H155V156L153 157V155H154V152H152V153H150L151 151L149 150V149H151V148H149V146H151L152 144H150V143H148L149 141ZM153 140V141H152ZM183 140V141H184ZM201 140V139H200ZM214 140V139H213ZM229 140V139H228ZM241 140V141H242ZM253 140V139H252ZM264 140V139H263ZM45 141V140H44ZM140 141H141V144L143 145V147L141 146V144H139L140 143ZM147 141V142H146ZM168 141V142H167ZM188 141H187V143H186V145H188ZM215 141V140H214ZM227 141V140H226ZM231 141H232V139H231ZM240 141V142H241ZM251 141V140H250ZM253 141H255V139L253 140ZM252 141V142H253ZM262 141V140H261ZM24 144H23V143ZM28 142V141H27ZM88 142V141H87ZM180 142H181V144H180ZM200 142V141H199ZM225 142V141H224ZM49 143V142H48ZM148 143V144H147ZM162 143V144H161ZM167 143H169V144H167ZM174 143V144H173ZM183 143V144H182ZM194 142L192 141V144H193ZM228 143H229V141H228ZM256 144L257 143H259V142H255ZM155 144H153L154 146H156V147H158V145H155ZM167 144V145H166ZM172 144V146L171 147H169L170 145ZM181 145V146H179V145ZM192 144L190 145V146H192ZM215 144V143H214ZM220 144V143H219ZM227 144V143H226ZM230 144V143H229ZM233 144V143H232ZM241 144V143H240ZM28 145V144H27ZM26 145V146H27ZM47 145V144H46ZM149 145V146H148ZM169 145V146H168ZM177 145H178V150H177ZM184 145V146H183ZM195 145V144H194ZM196 145L197 146H199V145H201V144H197V141H196ZM233 145H235V143L233 144ZM247 145H248V143H247ZM249 145H250V142H249ZM248 145V146H249ZM260 145V144H259ZM263 145V147H264V144H262ZM262 145L261 146H259L261 149L260 150H264V148L262 147ZM25 146V147H26ZM37 146V147H36ZM139 146H141L142 148H143V151H142V148H140ZM144 146H145V148H144ZM153 146V147H154ZM166 146H168V147H166ZM215 146H217V144L215 145ZM229 146V149H230V145H228ZM243 146H245L246 147V145H245V142H244V145ZM148 149H147V148ZM160 147V146H159ZM174 148V150H173V148ZM183 147V148H182ZM221 147H222V145H221ZM182 148V149H181ZM198 148H202V147H198ZM225 148V147H224ZM258 150H259V148H258V145H257V147H256ZM145 149V150H144ZM146 149H147V151H146ZM158 149V148H157ZM156 149V150H157ZM163 149V148H162ZM165 149V150H166ZM171 151H170V150ZM217 149H218V147H217ZM220 149V148H219ZM226 149H228V148H226ZM232 149V148H231ZM152 150V149H151ZM164 150V149H163ZM166 150V151H167ZM176 150V151H175ZM182 150V151H181ZM183 150H184V152H183ZM191 150V149H190ZM194 150V149H193ZM259 150V152H258V156H259V154H260V161L261 160H263L264 158V152L262 153L261 151ZM146 151V152H145ZM148 151H150V152H148ZM161 151V150H160ZM173 151H174V153H173ZM178 151H181L182 153H183V155H181V152H180V154H179V152ZM234 151H236V150H234ZM147 152H148V154H149V156H150V154L152 155V157L151 158H154L155 159V161H156V163L155 162H153V160L151 161V158H149V156H148V154H147ZM177 152V153H176ZM189 152H191V151H189ZM205 152H207V151H205ZM221 152V151H220ZM223 152V151H222ZM227 152H228V150H227ZM226 152V153H227ZM231 152V151H230ZM242 152V153H243ZM158 154H156V157L158 158V157H160V158H162V160L163 159H167V156L164 158V157H161L160 155H163V154H160V152H157ZM161 153H162V151H161ZM165 153H167V152H165ZM165 153H164V155L163 156H165ZM192 153V152H191ZM190 153V154H191ZM194 153V152H193ZM192 153V154H193ZM198 153V152H197ZM196 153V151H195V155L197 154ZM200 153V152H199ZM198 153V154H199ZM219 153V152H218ZM224 153V152H223ZM232 153H234L233 152V150H232ZM236 154H238V152H235ZM205 155H206V153H204ZM203 154V155H204ZM222 154V153H221ZM220 154V155H221ZM229 154V153H228ZM241 154V153H240ZM263 154V155H262ZM39 155H41V154H39ZM83 155V154H82ZM147 155V156H146ZM159 155V156H158ZM167 155V154H166ZM170 155H172V156H170ZM174 155V156H173ZM187 155H189V153L188 154H186V156ZM194 155V154H193ZM202 155V154H201ZM212 155V154H211ZM226 155V154H225ZM224 155V157H228V158H226V160L225 161H228L229 160V162H231V161H233L237 156L235 155V154H232L233 156H230L231 155V153H230V155L228 156H225ZM234 155L236 156V157H234ZM239 155V154H238ZM89 156V155H88ZM182 156V157H181ZM208 155H206V157H207ZM223 156V155H222ZM221 156V157H222ZM261 156H263V157H261ZM38 157V156H37ZM61 157V156H60ZM63 157V156H62ZM77 157V156H76ZM180 157V158H179ZM191 157V156H190ZM230 157H233L232 159L230 158ZM240 157H241V155H240ZM246 157V158H245ZM249 157V158H248ZM251 157V158H250ZM70 158V157H69ZM90 158V159H91ZM147 158H149L148 160L150 161V162H148V160H147ZM159 158V159H160ZM188 158V157H187ZM187 158H185L186 160H184V161H187V160H190V159H187ZM200 158V157H199ZM208 158V157H207ZM237 158H239V156L237 157ZM236 158V159H237ZM263 158V159H262ZM36 159V158H35ZM63 159V158H62ZM74 159V158H73ZM78 159V158H77ZM89 159V158H88ZM174 159V160H175ZM191 159H193L194 160V158L192 157ZM196 159V158H195ZM198 159V158H197ZM196 159V160H197ZM235 159V160H236ZM69 160V159H68ZM70 160H71V158H70ZM69 160V161H70ZM143 160H146V161H144V162H141V161ZM161 159H160V161H162ZM192 160V161H193ZM209 160V159H208ZM221 160H223V159H221L220 158V163H222L223 165L225 164V162L223 163V161L221 162ZM235 160H234V163H235ZM241 160V159H240ZM255 160H256V158H255ZM257 160H258V162H259V159L257 158ZM256 160V161H257ZM43 161V162H42ZM198 161V160H197ZM202 161V160H201ZM256 161H253V164H254V162H256ZM10 162V163H11ZM87 162H90V161H87ZM146 162V165L148 164V166H146V165H143L144 163ZM151 162H153L154 163V166H151L153 163H151ZM180 162V163H181ZM208 162H210V163H212L211 161H208ZM258 162H257V164H255V165H258L259 166V164H258ZM262 162V161H261ZM29 163V162H28ZM142 163V164H141ZM202 162H200V164H201ZM214 163V162H213ZM227 163V162H226ZM240 163V164H239ZM22 164V166H25V165H23ZM85 164V163H84ZM87 164V163H86ZM151 164V165H150ZM155 164L156 165H158V167L157 166H155ZM188 164V165H187ZM232 162H231V166H232ZM264 164V163H263ZM9 165V164H8ZM34 165V164H33ZM198 165H199V167H198ZM250 165V166H249ZM163 166V167H162ZM175 166V167H174ZM242 166V165H241ZM240 166V167H241ZM244 166H242L243 168H245ZM261 166V165H260ZM259 166V167H260ZM193 167V168H192ZM207 167V166H206ZM212 167V168H211ZM252 167V168H251ZM27 168V167H26ZM185 168V169H184ZM254 168V169H253ZM262 168V167H261ZM194 169V172L192 173V170ZM214 169V170H213ZM251 169L253 170V172H251ZM264 169V168H263ZM262 170V169H261ZM139 171H142V173H144V175L143 174H141ZM212 171V172H211ZM233 171H235L234 173H233ZM105 172H109V173H105ZM110 172H112L113 173V175L110 173ZM216 172H218V171H215V173ZM263 172H264V170H263ZM8 173V174H7ZM149 175H148V174ZM210 173H212L213 175H211ZM231 173V174H230ZM234 174V176H232L233 174ZM258 173V174H257ZM111 174V177L110 176H108V175H110ZM139 174H141V175H139ZM178 175L179 174V176H177V179H174V177H176V175ZM184 175L183 177H187L186 179L185 178H183V177H180L181 175ZM193 174L195 175V176H193ZM229 174V177L227 176V178L228 179H226L225 177H226V175H228ZM238 174H240V176H241V173H238ZM147 175H148V177H147ZM151 175V176H150ZM175 175V176H174ZM218 175V176H217ZM230 175L232 176V177H230ZM262 175V174H261ZM260 175V176H261ZM141 176V177H140ZM151 178H150V177ZM157 179V180H155V178ZM174 176V177H173ZM203 176V175H202ZM215 176V177H214ZM216 176H217V179H216ZM222 176V177H221ZM254 176V175H253ZM260 176H259V178H260ZM263 176V175H262ZM262 176H261V178H262ZM183 178L184 179V182L182 181V179H181V181L183 182V183H181V181H179L180 179L179 178ZM196 177V178H195ZM250 177V176H249ZM113 178H111V180H113ZM146 178H147V181H145L146 180ZM150 178V180H148ZM153 178H154V180L155 181H157V182H154V183H151L152 181H153ZM222 178V179H221ZM225 178V179H224ZM236 179L235 181H234V179ZM241 178H243V179H241ZM264 178V177H263ZM79 179H82L81 180V182H78L77 180H79ZM125 179H127L128 181H126V182H122V181H124ZM190 179V180H189ZM210 181H209V180ZM212 179H215V180H217V182H215V180H214V182L212 181ZM106 180V179H105ZM108 180V179H107ZM228 180V181H227ZM230 180V181H229ZM238 180V181H237ZM258 180V179H257ZM256 180V181H257ZM263 180V179H262ZM75 181L76 182H78V183H75ZM80 181V180H79ZM83 181V182H82ZM89 181V182H88ZM142 181V180H141ZM176 181H177V183H176ZM225 181V182H224ZM236 181H237V183L238 184H240V185H236ZM253 181V180H252ZM251 181V182H252ZM264 181V180H263ZM87 182V185L83 188V187H81L80 185H84L85 183ZM143 182H142V184H143ZM175 182V183H174ZM229 182V185L227 184ZM259 182V181H258ZM258 182L256 183L255 181L253 182V183H256L257 184V186L259 185L258 184ZM262 182V181H261ZM89 183V184H88ZM137 183V182H136ZM158 183V184H157ZM180 183V184H179ZM188 183V184H187ZM224 183V184H223ZM225 183H226V185H225ZM232 183V184H231ZM260 183V182H259ZM263 183V182H262ZM261 183V184H262ZM95 184V183H94ZM153 184H155V186L153 185ZM185 184V185H184ZM187 184V185H186ZM255 184V185H256ZM130 185V186H129ZM137 185H138V183H137ZM151 185V187L153 188V189H150L148 186H150ZM159 185V186H158ZM175 185H177L176 187L177 188H179V189H177L176 191L174 190L176 187H175ZM181 185H183L184 186V188L183 189H186V190H184L183 191V189H182V186ZM223 185V186H222ZM226 186V188H225V186ZM254 185V184H253ZM264 185V184H263ZM94 186V185H93ZM180 186H181V188H180ZM239 186V187H238ZM250 186V183H248V185L246 186V187H249ZM257 186H254V188L252 187V184H251V186H250V189H258L259 191H262L263 189H261L260 190V188H255V187H257ZM261 186V188H262V185H260ZM260 186H258V187H260ZM127 187V188H128ZM133 187V186H132ZM155 187V188H154ZM252 187V188H251ZM128 188V189H129ZM140 188H144V190L145 191H140V190H142V189H140ZM215 188H217V191H215L216 189ZM89 189V188H88ZM138 189V190H137ZM181 189H182V191H183V193H180V192H182L181 191ZM236 189H234L235 191H236ZM241 189V190H240ZM247 189V188H246ZM249 188H248V190H250ZM153 190V191H152ZM178 190H180L179 192H178ZM258 190H255V191H258ZM89 191H91V190H89ZM88 191V192H89ZM138 191H140V193L138 192ZM214 191H215V194H214ZM243 191H241V192H243ZM247 191V190H246ZM244 192V193H247V192ZM252 191V190H251ZM231 192V191H230ZM229 192V193H230ZM252 192H254V191H252ZM264 191H262V193H263ZM87 193V192H86ZM213 193V194H212ZM225 193V192H224ZM228 193V191H227V194H229ZM244 193H242L243 195L242 196H240L239 195V199H240V197L241 198H243V199H240V200H244V198L246 199V197H245V194ZM249 193V192H248ZM251 193V192H250ZM256 193V192H255ZM261 193V194H262ZM134 194V193H133ZM142 194H140V195H137V196H141V197H143V195ZM218 194V195H217ZM237 194V193H236ZM239 194V193H238ZM257 194H260V193H257ZM257 194H255V196H256V198H254V196H253V194H252V199L251 198H247V201L248 200H250V201H248V202H246V200H244L243 202H242V207H244V206H246V205H248V204H250V207L251 208H253L252 206L254 205H252V203H249V202H253L254 201V199H256V200H258V196H257ZM147 195V196H148ZM203 195V196H202ZM208 195V196H207ZM213 195V196H212ZM230 196H231V194H229ZM264 195V194H263ZM148 196V197H149ZM198 196H197V199L196 200H200V197L198 198ZM220 196V195H219ZM228 196V195H227ZM247 196V195H246ZM260 196V195H259ZM81 197V198H80ZM191 197V198H190ZM210 197V198H211ZM222 197V196H221ZM235 197V196H234ZM233 197V198H234ZM40 198V197H39ZM51 198H49V199H51ZM192 199L191 201H190V199ZM51 199V200H52ZM66 199H62L63 200V202L61 203V201L59 202V203H61V204H63L64 202L66 203L67 201H65ZM79 199L75 202V203H77V205L74 203V204H70L71 206L72 205H76V206H78V201H79ZM188 199V200H187ZM229 199V198H228ZM238 198L236 199V202H237V204L235 203V201H234V204L237 206V207H234V204H233V206L231 205V209L233 208H235L234 210L232 209L231 210V212H229V213H231L230 214V216H228V217H226V219L227 220H224V221H229V222H224L223 221V224L222 223H220V224H222V225H220V227H225V225L227 226V224L228 225H230V228H231V226H232V228H234L233 230H235L234 232H232V234H231V231H233V230H231L229 227V229L228 228H226V229H228L227 231L226 230H224L225 232H220L221 234L220 235H217L216 237H218V236H221L222 235V233H223V235L226 233V232H229L228 234L230 235V238L231 239H234V240H236L237 241V239H238V241L240 242V240L242 239L243 240V238L242 237H244V238H246L247 240H249L250 239V237L251 236H253L252 237V239L254 238H256L254 235H257L258 233H259V235L261 236V233H262V231H263V229L261 230L260 229V227H259V225H256V224H258V222H259V224H261V222L262 223H264V220H263V216L264 215H261L262 213L264 214V206H263V203L262 204H259L260 202H262L261 200H258L259 201V203H257V201H256V207H254V208H256V209H258L259 207H261V209L263 210H261L260 209V211L261 212H259V211H257L256 209L254 210V209H251V211H250V207H249V209H248V207H247V209L252 213V215H250L249 213H248V215H249V217L250 218H252V220H253V224H255L256 226H254V228L252 227L253 225H251L252 223V220L249 218V217H246V220L247 221H249L248 223H249V225L251 226V228L252 229H249L248 228V226L246 227V225L245 224H248L247 223V221L246 220H244L243 221V219H239L238 220V218H239V216H238V218L236 217V221L235 220H233L235 217H233L234 215H233V213L237 210V208H238V210L240 209V200H239ZM260 199V198H259ZM71 200V201H70ZM83 200V199H82ZM198 200V201H199ZM211 200V199H210ZM214 200V201H215ZM240 201V202H238V201ZM156 201H157V203H156ZM160 201H158V200H153L152 201V204L154 205V206H152V208H154L155 206H156V208L155 209H157V210H159L160 208H165L164 206H161V203H159ZM198 201H196V204H198ZM213 201V202H214ZM218 201V202H219ZM227 201V200H226ZM264 201V200H263ZM147 202V205L149 206V203ZM154 202V203H153ZM165 202H167V201H165ZM173 202V203H174ZM200 202L202 203V200H200ZM205 202V201H204ZM212 202V201H211ZM213 202H212V204H213ZM217 202V203H218ZM233 202V201H232ZM52 203V202H51ZM59 203H55V204H59ZM84 203V202H83ZM156 203V204H155ZM201 203H199V205H201ZM215 203V202H214ZM229 203V202H228ZM231 203V202H230ZM245 203H247V204H245ZM254 203V202H253ZM47 204V203H46ZM157 204L158 205H160L161 207H157ZM190 204H192V205H190ZM205 204V203H204ZM204 204H202V205H204ZM232 204V203H231ZM239 204V205H238ZM245 204V205H244ZM258 204V205H257ZM60 205V204H59ZM69 205V209H65V205H64V207H63V205L62 206H58V205H56L57 207H59L58 209H62V208H64L65 210H62V212H64V213H66L67 212V215L70 213V215H72L73 214V212H74V210H72V209H74L75 207H71ZM86 205V204H85ZM146 205V206H147ZM189 205V206H188ZM216 205V204H215ZM215 205H214V207H215ZM252 205V206H251ZM259 205H261V206H259ZM66 206V207H67ZM151 206V205H150ZM222 206V205H221ZM220 206V207H221ZM229 206V205H228ZM259 206V207H258ZM188 207H190L189 208V210H186ZM205 207V206H204ZM209 207V206H208ZM258 207V208H257ZM71 208V209H70ZM84 208H85V206H84ZM87 208V207H86ZM159 208V209H158ZM192 208V209H193ZM75 209H78L77 207L75 208ZM204 209H206V208H204ZM228 209V208H227ZM230 209V208H229ZM245 209V208H244ZM79 210V209H78ZM191 210V211H190ZM254 210V211H253ZM51 211V210H50ZM59 211V210H58ZM68 211H70V212H68ZM73 211V212H72ZM77 211V210H76ZM83 210H80V212H82ZM152 211V210H151ZM167 213H166V212ZM192 213V214H198V216H199V214H200V217H199V219H201L202 217L204 218H202L200 221H199V219H198V224H197V226H195L196 227V230H195V228L193 227V225H191L193 222H190L191 220L193 221V218L191 217V216H195V215H192L190 212ZM199 213H198V212ZM208 211H209V208H208ZM233 211V212H232ZM240 211V210H239ZM249 211H247V212H249ZM78 212V211H77ZM77 212H76V214H74V215H76L77 217H78V215H77ZM195 212V213H194ZM197 212V213H196ZM210 212V211H209ZM246 211H245V213L244 214H246L247 213ZM54 213V212H53ZM59 213V212H58ZM83 213V212H82ZM91 213V212H90ZM171 213V214H170ZM259 213H261V214H259ZM92 214H94V213H92ZM168 214V215H167ZM174 214H176L174 217H175V219H172L173 218V215ZM189 214H191V216L189 215ZM237 213H235V215H236ZM239 215H240V213H238ZM242 214V213H241ZM62 215V214H61ZM73 215V219H72V216H71V219L74 221V223H76L77 222V224H75L76 225V227L75 228H78L79 226H81L82 227V225H83V227L82 228H84L85 230L87 229L86 228V226H84V223H82L81 224V221L80 220H78L79 219V217H78V219L75 217ZM90 215V214H89ZM167 215V216H166ZM205 217H204V216ZM229 215V214H228ZM247 215V214H246ZM83 216H85L84 214H83ZM197 216V215H196ZM195 216V217H196ZM59 217V216H58ZM74 217H75V219H77V220H74ZM189 217H190V220H189ZM194 217V218H195ZM210 217V218H209ZM67 218V217H66ZM70 218V217H69ZM178 218V217H177ZM192 218V219H191ZM198 218V217H197ZM230 218V219H229ZM248 218V219H247ZM51 219V218H50ZM59 219V218H58ZM61 219V218H60ZM84 219H87V217L85 218L84 217ZM97 219V218H96ZM166 219H164V220H166ZM186 219V220H187ZM215 219V218H214ZM233 221H235V222H233L234 223V227H233V223H232V220ZM250 219V220H249ZM53 220V219H52ZM63 220V219H62ZM99 220V219H98ZM159 220H160V218H159ZM158 220V221H159ZM261 220H263V221H261ZM53 221H55V220H53ZM69 221V220H68ZM83 221V220H82ZM162 220H160L159 222H161ZM197 221V220H196ZM195 220H194V222H196ZM205 221H206V223L208 222V225H206V223H205ZM216 221V220H215ZM61 222V221H60ZM66 222V221H65ZM71 222V221H70ZM79 222H80V224H79ZM88 222V221H87ZM166 222V221H165ZM169 222V221H168ZM175 222L173 223L172 222V225H176L175 224ZM191 224H190V223ZM201 222H204L205 223V227L204 226H201L202 224H200ZM217 222V221H216ZM244 222V223H243ZM257 222V223H256ZM72 223V222H71ZM197 223V222H196ZM196 223H193V224H196ZM219 223V222H218ZM224 223H227V224H224ZM236 223H238V225H240V227H241V229H243V228H245L244 229V231L245 232H243L242 230H239L240 228L238 227H236ZM244 225V227H242V225ZM48 224V223H47ZM79 224V225H78ZM162 224V223H161ZM168 225V224H170V223H164L163 225ZM189 224L191 225V226H189ZM63 225H65V224H63ZM74 225V224H73ZM71 226V227H74V226ZM78 225V226H77ZM93 225V224H92ZM98 225V224H97ZM165 225V226H166ZM214 225V226H213ZM210 228H212V227H216L217 225L216 224H213ZM216 225V226H215ZM237 225V226H238ZM55 226V225H54ZM90 226V225H89ZM170 226V225H169ZM184 226L182 225V229H184ZM185 226V229L187 228ZM199 226V227H198ZM218 226H219V224H218ZM57 227V226H56ZM164 227V226H163ZM197 227H198V229H197ZM237 229H236V228ZM262 227H264V224L262 225L261 224V228ZM94 228V227H93ZM164 232H162V236H161V243H163L162 241V239L163 238H165V241L166 240H168L169 242V245H172L173 244V246L174 245H176V241H179V233L182 231L181 230V228L179 229V230H181L180 232H179V230L178 229H176L175 231H177L178 232V234L176 233V232H174V233H176L177 235L174 237V233H173V231L174 230H172V231H167V233H166V227H164V228H162V227H160ZM247 228V229H246ZM256 228H259V229H256ZM91 229V228H90ZM95 229V228H94ZM172 228H170V230H171ZM203 229V230H204ZM80 230H81V228L79 227V229H78V231H77V229H76V231H74V232H78L77 234H75V237H76V235L78 236L77 238H80V236L79 235H84V239H85V237H86V239H87V237L88 236H91V233L87 230V231H85V230H81V233H79L80 232ZM188 230V229H187ZM200 230L199 231V235H200V233H201V231L204 233V235H207L206 234V231L207 230ZM215 231H217V229L215 228L214 229ZM220 230V229H219ZM239 232H238V231ZM248 230H250L251 231V233H249L250 231H248ZM257 230H260L259 232H256ZM85 231V232H84ZM96 231V230H95ZM191 231V230H190ZM248 233H247V232ZM86 232L88 233V236H85V234H86ZM169 232V233H168ZM217 232H219V231H217ZM216 232V233H217ZM237 232V233H236ZM241 232V234L243 233V235H238L239 233ZM257 233V234H254V235H252V233ZM170 233H171V235H170ZM172 233L174 234L173 236H172ZM185 233H187V232H185ZM185 233H183V231H182V236H183V238L186 236V235H190L189 234V232L187 233V234H185ZM207 233H209V232H207ZM246 233V235H244ZM165 234V235H164ZM166 234H168V235H166ZM180 234V235H181ZM196 234V233H195ZM213 234H215V232L213 233ZM213 234H212V236H213ZM87 235V234H86ZM164 235V236H163ZM172 236L171 238H170V236ZM199 235H198V238H202V237H199ZM201 235H202V233H201ZM222 235V236H223ZM227 235V234H226ZM236 235H238L237 237H235ZM262 235H264V234H262ZM96 236H99V235H95V232H94V234H93V237H95L96 238ZM166 236H168L170 239H168V237H166ZM211 235H210V233H209V238H211L212 237ZM220 237V238H223V237ZM232 236V237H231ZM248 236V237H247ZM250 236V237H249ZM260 236H258L257 237V239L260 237ZM42 237V236H41ZM82 237V236H81ZM177 237V238H176ZM204 237H206V236H204ZM215 236H213L212 238L213 239H215L214 238ZM225 238H226V236H224ZM229 237V236H228ZM227 237V238H228ZM262 237H264V236H262ZM77 238H76V240H77ZM88 238H92V237H88ZM176 238V239H175ZM187 238V237H186ZM212 238L210 239V240H212ZM224 238V239H225ZM226 238V240L227 241H225V242H227L226 244H224V241H223V243H222V241L220 242L222 245H218V247L220 246H222L221 248H224L223 246H225V248H226V246H228L227 247V249H229V241L231 240H228ZM236 238V239H235ZM241 238V239H240ZM80 239H83V237L82 238H80ZM80 239H78V240H80ZM85 239V240H86ZM99 239V238H98ZM245 239V241L243 240V242L241 241L240 243H238V241L236 242H231L230 244V246H231V248L229 249V251L226 249V251H223V253H224V256H225V254H227V251H228V253L230 252V254H231V251H232V249L233 250H235L234 249V247L236 246V251H237V249H239V246H241L240 248L242 249V245H244L245 243H247L248 241ZM249 240V241H253V242H249L250 243V245L252 246V243L254 244V242L256 241L257 242V245L258 244H262V246H264V243H262L263 242V240H261V239H259V240H261V242H259V241H257L256 239L255 240ZM263 239V238H262ZM88 240L89 239H87V242H88ZM93 240V239H92ZM199 240V239H198ZM206 240H208V237H207V239ZM205 240V242H209L210 240H208V241H206ZM220 240V239H219ZM219 240L216 242V241H213L214 243H218L219 242ZM91 241V240H90ZM164 241V242H165ZM174 241V242H173ZM171 242H173V243H171ZM204 242V241H203ZM204 242V243H205ZM212 242V243H213ZM255 242V243H256ZM82 243V242H81ZM91 243V242H90ZM179 243V242H178ZM219 243V244H220ZM232 243L235 245H233V247H232ZM238 243V244H237ZM241 243H244V244H241ZM249 243H247L248 244V247H246V246H243V247H245V248H247L245 251H247V250H249V252L251 251V255H249L250 257L252 256V254H254V253H256L257 254V252H259V251H261L262 252V249L264 250V248L262 247V246H257V247H255L256 245L254 244L252 247L251 246H249ZM164 244V243H163ZM166 244H167V241H166ZM165 244V245H166ZM211 244V243H210ZM241 244V245H240ZM161 246H163V245H161ZM160 246V247H161ZM218 247H217V250H218ZM250 247V248H249ZM162 248V247H161ZM225 248L224 249H221V251L222 250H225ZM252 248H254L253 250H252ZM220 249V248H219ZM240 249V253L241 254H239L240 255V257H242V254H243V249L241 250ZM258 249V250H257ZM254 250H256L255 252H253ZM220 251V252H221ZM244 251V252H245ZM46 252V251H45ZM234 252V251H233ZM220 254V253H219ZM246 254H248L247 252H246ZM245 253H244V255H246ZM45 255H47V254H45ZM49 255V254H48ZM221 255H222V253H221ZM232 255L233 256H235V254H233L232 253ZM231 255V256H232ZM243 255V256H244ZM223 256V257H224ZM228 256V255H227ZM232 256V257H233ZM237 256V255H236ZM263 256H264V251H263ZM239 257V258H240ZM254 257H256V259L257 260H259V261H255L256 259L255 258H253L252 260H250V258H247V257H245V258H247V260L249 261H251V262H253L254 263V261L256 262V263H258V262H261L263 259H261L259 256H258V254L257 255H255L254 254ZM257 257H259V259L257 258ZM227 258V257H226ZM234 258H236V257H234ZM244 258V257H243ZM242 258V259H243ZM252 258V257H251ZM221 259H223V258H221ZM228 259V258H227ZM231 259V258H230ZM255 259V260H254ZM226 260V259H225ZM238 260V259H237ZM237 260H235V261H237ZM241 260V259H240ZM244 260V259H243ZM246 260V261H247ZM254 260V261H253ZM230 261V260H229ZM231 261H233V260H231ZM235 261H234V263H235ZM239 261V260H238ZM236 262L235 264H237V263H239V262ZM48 262V261H47ZM251 262H249V264H251ZM226 263V262H225ZM224 263V264H225ZM229 263V262H228ZM245 263V262H244ZM255 263V264H256ZM262 263H264V261L262 262ZM242 264H243V262H242ZM247 264V263H246ZM260 264V263H259Z\"/></svg>","mask_w":264,"mask_h":264},{"label":"rangeland","instance_id":"obj_2","mask_svg":"<svg viewBox=\"0 0 264 264\" xmlns=\"http://www.w3.org/2000/svg\"><path fill=\"white\" fill-rule=\"evenodd\" d=\"M4 1H5V3H4ZM2 0V1H0V6L2 5V8H1V10H0V21H1V23H0V117L2 118V120H0V123H3V120H4V122H6L5 124H4V127H3V124H0V129H2V131L0 130V132H3L4 134H6V135H11L12 137L14 136V138H15V136H17V135H19V137L18 138H20L22 141H24V143H25V145H24V147H23V149H26V150H24V152L26 151V152H28V147L30 148V150H31V141H32V136L35 138V140H37V143H41V146H45V147H48L49 149H50V151H51V153H53L54 155H51L52 156V158L55 160V161H57V162H72L73 164L74 163H76V164H79V162L81 163H83L81 166H88V163H90L89 165H91V162L93 161V159H95V157H96V155L94 156V154L96 153L97 154V150L96 149H94L90 144H89V139H87L84 135H82V134H79V133H77V130L76 129H73L72 127H69L67 124L68 123H66L67 122V120H66V117H67V115L68 114H66L67 112L69 113L70 112V110L68 109L69 108V106H67V105H69L68 103L66 104V106H65V101L63 100V99H65L66 97H63L62 98V93H64L65 92V90L66 89H64L63 88V86H62V84H63V82H59L58 81V79H59V77H58V74H59V72H57V71H60V73L63 71V69H65L64 70V75H65V73H67V72H65V71H67L66 70V68H61V65H63L62 64V62H59V60L61 59L62 60V56H64L63 54L64 53H62V51H59L60 53H58V51H56L58 48L54 45V42L55 41H57V40H59L58 38H60V37H58V35H61V33H60V31H61V29H66V27L71 23H69L68 24V22L70 21H68L67 22V24L68 25H66V27H64V26H61L60 27V30H59V27L58 26H60V25H58L59 24V18L61 17V11H65V10H68V8H66L65 6H68V3H70L69 1H71V2H75L74 0L72 1V0H69L68 1V3L66 2L67 0H65V2H66V4L65 3H63V5L61 6L60 4H62V3H59V0L57 1V0H26L25 2H24V0L22 1V0ZM7 1V2H6ZM10 1H12L13 3H11ZM16 1L19 3V5H18V3H16ZM21 1V2H20ZM37 2L40 6H41V8L39 7V5L36 3H33V2ZM55 2V5L57 6V7H59L58 6V3H59V5H60V8L61 9H59L58 11H57V9H54L53 7H56L55 5H53V4H51L52 2ZM56 1L58 2V3H56ZM218 1H222V2H224V4H223V8L224 9H226V10H231V9H233L234 8V12L236 13V14H231V13H227V11H225L226 12V14L225 13H223V14H225L226 16H224V17H229V14H231L230 15V17L229 18H231V19H225L226 21H227V24L228 23H230L229 24V27L231 26V23H232V26L233 25H236V26H238V27H240V29L241 28H243V30H246V28H248L249 30H253V27L255 28V26H257L258 24H256V23H258L260 20L258 19L259 18V16L260 15H252V16H249L250 18L248 19V17L245 15V14H242V7H243V5H244V3H245V1L244 0H242V1H240L238 4H237V6H235L234 5V1L235 0H218ZM5 4H3V3ZM10 2V3H9ZM27 2V3H26ZM60 2H62V0L60 1ZM16 3V4H15ZM24 3L27 5V7H28V3H29V7L28 8H30L29 10H30V12H29V10H28V8L26 7V5H25V12L27 11V12H29V13H25L24 11H22L23 9H24ZM32 3V4H31ZM41 3V4H40ZM50 3V4H49ZM8 4H9V6H8ZM16 6H14V5ZM31 4V5H30ZM33 4L34 5H36V6H34V7H32L33 6ZM12 7H11V6ZM51 5H53V6H51ZM71 4H69V6H70ZM18 6H21L20 7V13H18L17 12V10H19V7ZM64 6V8L62 9V7ZM72 6V5H71ZM70 6V7H71ZM80 6H81V4H80ZM79 6V7H80ZM7 7V8H6ZM14 7L15 8H18L17 10L16 9H14ZM39 7V8H38ZM45 7V8H44ZM3 8H5V9H3ZM10 8V9H9ZM33 8V9H32ZM43 8V9H42ZM3 9V10H2ZM38 9V10H37ZM39 9H40V11H39ZM71 8H69V10H70ZM7 11V13L5 12V11ZM9 10V11H8ZM14 10H16V11H14ZM32 10H33V12H32ZM56 10V11H55ZM61 10V11H60ZM3 11V13H1ZM14 11V12H13ZM22 11V12H21ZM38 11V12H37ZM60 11V12H59ZM63 11V12H64ZM24 12V13H23ZM36 12V13H35ZM40 12V13H39ZM56 12V13H55ZM58 12V13H57ZM66 12V11H65ZM4 13H5V15H4ZM9 13H11V14H9ZM18 13V15H16ZM23 13V14H22ZM8 14V15H7ZM13 14V15H12ZM34 14V15H33ZM40 14V15H39ZM60 14V15H59ZM66 14V13H65ZM16 15V16H15ZM64 15V14H63ZM62 15V16H63ZM233 15V16H232ZM20 16V17H19ZM34 16H35V18H34ZM58 16H60L59 18H58ZM8 17V18H7ZM15 17V18H14ZM19 17V18H18ZM27 17L29 18L28 20H27ZM33 17V18H32ZM65 16H63L62 18H64ZM69 16H67V18H68ZM36 18H37V20L38 21H36ZM58 20H57V19ZM66 18V17H65ZM70 19H71V16L69 17ZM233 18V19H232ZM247 18V19H246ZM42 19V20H41ZM224 19V18H223ZM222 19V20H223ZM261 20L262 19H264V18H260ZM11 20H13V23L15 22H17L15 25L12 23V21ZM30 20V21H29ZM32 20V21H31ZM46 20V21H45ZM53 20V21H52ZM56 20V21H55ZM61 20V19H60ZM232 20H236V21H233L232 22ZM238 20V21H237ZM247 20H248V22H247ZM259 20V21H258ZM37 22V24L39 23V24H41V21L43 22L42 24H41V27L39 26V24L37 25L36 23H33V22ZM45 21V22H44ZM50 21V22H49ZM65 21V19H63V21H61L60 23L61 24H65V23H63ZM224 21V20H223ZM226 21H224V22H226ZM231 21V22H230ZM11 22V23H10ZM18 22H19V24H18ZM27 22V23H26ZM30 22H32V23H30ZM49 22V23H48ZM55 22H57L56 24H55ZM236 24H235V23ZM240 22V23H239ZM245 22V23H244ZM261 22V21H260ZM263 22L264 21H262L261 23L263 24ZM3 23V24H2ZM24 23H26V24H24ZM47 23V24H46ZM53 25H52V24ZM78 23H80V22H77V28L79 27H81V26H79V25H82V22L80 23V24H78ZM234 23V24H233ZM254 23V24H253ZM8 24H10V25H8ZM29 24V25H28ZM31 24V25H30ZM49 24H50V26H49ZM222 24H223V22H222ZM225 24V23H224ZM242 24V25H241ZM245 24V25H244ZM262 24H261V27L259 26H257L259 29H261L262 30V34H261V37H263V38H261V39H264V29H263V27H262ZM28 26V28H26V26ZM32 25H33V28H32ZM35 25H37V26H35ZM42 25H44V28H42ZM48 25V27H46ZM247 25V26H246ZM251 25H253V27L251 26ZM228 26V25H227ZM236 26H234V27H232V28H234L235 30L236 29H238V28H236ZM264 26V25H263ZM14 27V28H13ZM30 27H31V29H30ZM35 27H36V29H39L40 28V30L42 29H45L44 31H42L41 32V34H40V32H38L39 30H37L36 31V29H35ZM54 27V28H53ZM69 27V26H68ZM251 29H250V28ZM13 28V29H12ZM28 30L29 29V31L30 32H28V31H26V29ZM258 28H255V30L257 29L258 30ZM35 29V30H34ZM49 29V30H48ZM47 30V31H46ZM57 31L58 32V35H57V33L55 32V31ZM8 31V32H7ZM24 31V32H23ZM36 31V32H35ZM53 31H54V33H53ZM237 31V30H236ZM5 32H7V33H11V34H13V35H11L10 33L7 35ZM28 32V33H27ZM38 32V33H37ZM47 32V33H46ZM49 32V33H48ZM61 32H63V30L61 31ZM259 32H260V30H259ZM15 33H17V34H15ZM22 33V34H21ZM23 33H24V36H22L23 35ZM30 33V34H29ZM33 33V34H32ZM35 33V34H34ZM56 33V34H55ZM4 34H6V35H4ZM20 34H21V36H20ZM28 34V35H27ZM38 34V35H37ZM44 34L46 35L47 34V36L45 37L44 36ZM202 34V33H201ZM200 34V35H201ZM9 35H11V36H9ZM32 35V36H31ZM38 37V36H40V35H43V36H40V37H38V39L35 37ZM49 35V36H48ZM51 35V36H50ZM55 35L57 36V38L55 37ZM4 36V37H3ZM25 36H28V37H34V38H30V39H32L33 41H31L30 39H28V37H25ZM199 36V35H198ZM7 37V38H6ZM9 37H11V38H9ZM21 37V38H20ZM23 37L25 38V39H23ZM42 37V39H39V38H41ZM53 37V38H52ZM55 37V38H54ZM200 37H202V36H200ZM219 38H220V36H218ZM260 38V36H257V38H255V40H257L258 39V42L260 43V45L259 46H262V42H264V40H259V38ZM6 38V39H5ZM10 40H9V39ZM44 38V39H43ZM72 38V37H71ZM219 38H217V42H216V45L218 46V48H219V50L221 51V50H225V48H227L226 46H225V48H224V45H223V48H222V45H221V43L219 44ZM228 39H229V37H227ZM227 38H225L226 40H227ZM230 38H233V36H231ZM29 41H31V42H29ZM57 39V40H56ZM202 39H204V37L202 38ZM3 40V41H2ZM5 40H8L7 42L5 41ZM25 40V41H24ZM43 40V41H42ZM46 40V41H45ZM206 40V39H205ZM214 40V39H213ZM225 40V42L223 41V43H226L227 41ZM12 41H13V43H12ZM36 41V42H35ZM42 41V42H41ZM44 41L46 42V44L44 43ZM48 41L50 42V43H48ZM69 41H70V38H69ZM72 41H74V39L72 38L71 39V41L69 42V44L68 43H66L65 42V44H67V46L68 45H71L72 43ZM206 41H208V40H206ZM219 41V42H218ZM230 41V40H229ZM229 41L227 42V44L229 43ZM231 41H234V38H233V40H231ZM230 41V46L229 45H227V46H229L230 47V49L231 50H229L230 51V54H233L234 55V51H233V53H231V51L234 49L233 47H231V44H232V46H233V44H234V42H231ZM262 41V42H261ZM3 42V43H2ZM5 42V43H4ZM11 42V43H10ZM15 42V43H14ZM29 42V43H28ZM38 42V43H37ZM208 42H210V41H208ZM212 43H214L213 41H211ZM20 43H22V44H20ZM36 44V45H34L33 46V48H32V45L33 44ZM221 45V47L218 45ZM262 43V44H261ZM4 44V45H3ZM5 44H8V45H6L5 46ZM13 44V45H12ZM28 44V45H27ZM31 44V45H30ZM40 44V45H39ZM42 44H43V46H42ZM45 44V45H44ZM21 45V46H20ZM24 45H25V47H24ZM38 45V46H37ZM210 44L208 43V47H209V49L210 48H213V45L211 44V46L212 47H210L209 46ZM4 46V47H3ZM42 46V47H41ZM46 46V47H45ZM52 46V47H51ZM66 46V47H67ZM217 46H216V48H217ZM259 46L258 47H253V48H249V49H246V50H241L242 52H240V54L238 55V54H236L235 56H238L237 58H239L240 56V60L239 61H241L242 60V62H240L239 63V61H235L236 59H234V57H232L234 60H233V62H235V63H233V62H231L230 61V63L232 64V66L235 64L237 67L242 63V64H245V65H243L242 66V69H240L241 68V66L239 67V69H240V71L241 70H243L244 71V66H247L246 64H247V62H251V64H256V63H254V61H253V59H251L250 57H255L254 58V60L256 61V59L258 60V62H260V61H262L261 62V65H258L257 64V66L259 67V69L260 68H264V60H261L260 58H262V59H264V56H263V53L261 52V50H260V48H259ZM6 47V48H5ZM10 47H12V48H10ZM30 47V48H29ZM37 47H38V49H37ZM68 47H70V46H68ZM81 47H83V46H81ZM80 47V48H81ZM86 47V46H85ZM208 47L207 46H205V48L206 49H208ZM214 47H215V45H214ZM229 47H228V49H229ZM32 48V49H31ZM42 48V49H41ZM46 48V49H45ZM56 48V49H55ZM84 48V47H83ZM216 48H215V51H218L217 53H216V55L215 56H217L215 59H217V61L220 59V56H218V55H222V56H224V55H226L227 56V54H224V53H226V52H222V54H219L220 53V51L218 50V48H217V50H216ZM221 48V49H220ZM233 48V49H232ZM13 49V50H12ZM30 49V50H29ZM37 49V51H34V50H36ZM50 49V50H49ZM82 49V48H81ZM86 49V48H85ZM85 49H84V51H85ZM209 49H208V51H209ZM214 49V48H213ZM212 49V50H213ZM236 49V48H235ZM258 49V50H257ZM25 50H27V51H25ZM45 52H44V51ZM83 50V49H82ZM254 50H256V51H254ZM31 51V52H30ZM46 51H47V53H46ZM49 51H50V53H49ZM83 51V52H84ZM87 52H88V50H86ZM207 51V53H213L214 51H210V52H208ZM237 51V50H236ZM6 52V53H5ZM56 52V53H55ZM228 52V51H227ZM253 52V53H252ZM7 53H8V55H7ZM54 53V54H53ZM93 53V52H92ZM245 53H247V54H245ZM248 53H250V55L248 54ZM56 54V55H55ZM60 54H61V56H60ZM76 54H78L79 55V53H77L76 52ZM80 54H82L81 52H80ZM85 54V56L87 55V53H84ZM224 54V55H223ZM230 54L228 55V56H230ZM242 54V55H241ZM34 55H35V57L36 58H34ZM38 55V56H37ZM40 55V56H39ZM42 55V56H41ZM47 55V56H46ZM55 55V56H54ZM78 55H77V58H78ZM92 55V54H91ZM90 54H88L87 56H88V59H91L90 58V56H91ZM214 55V54H213ZM212 55V57H214ZM243 55H245V56H243ZM246 55H247V57H246ZM81 56V55H80ZM87 56H86V58H87ZM94 56H97L96 54L94 55ZM93 56V57H94ZM227 56V57H228ZM260 56V57H259ZM14 57V58H13ZM39 57V58H38ZM40 57H42L41 59H40ZM73 57H74V55H73ZM76 57V56H75ZM245 57V58H244ZM250 58V60H249V58ZM258 57V58H257ZM56 58H57V60H56ZM83 58V57H82ZM224 58V57H223ZM230 58V57H229ZM232 58L231 59H229V60H232ZM236 58V57H235ZM244 58V59H243ZM15 59V60H14ZM40 59V60H39ZM45 59L47 60V61H45ZM79 59V58H78ZM214 59V58H213ZM221 59H222V57H221ZM247 59H248V61H247ZM51 60V61H50ZM56 60V61H55ZM238 60V59H237ZM244 60H246L245 61V63H243L244 62ZM44 61V62H43ZM53 62V63H52ZM47 63V64H46ZM55 63L57 64V65H55ZM59 63L61 64L60 66H59ZM53 64V65H52ZM231 64H230V66H231ZM238 64V65H237ZM241 64V65H242ZM251 64H249V66L251 65ZM52 65V66H51ZM44 66V67H43ZM54 66V67H53ZM59 66V67H58ZM228 70H226L227 71V74L229 73L228 71H231V69H232V67L230 68L229 67V63H228ZM248 66V67H249ZM252 66V65H251ZM250 66V67H251ZM262 66V67H261ZM63 67V66H62ZM196 67V66H195ZM237 67L234 69V67H233V70L235 71H233L232 70V72H234L233 74L234 75H232V76H235V73L237 74V72H238V70H236L237 69ZM253 67V66H252ZM252 67L251 68H249V69H252ZM114 68V67H113ZM216 68L218 69V67L216 66ZM215 67L213 68V71H212V69H211V71L212 72H214L215 71V69H216ZM226 68V67H225ZM225 68H224V70H225ZM230 68V69H229ZM61 69H62V71H61ZM222 69V68H221ZM248 69V70H249ZM258 69V68H257ZM258 69V70H259ZM12 70V71H11ZM187 70H188V68H187ZM186 70V71H187ZM190 70H191V68H189V72H188V74H190ZM192 70H194V68L192 69ZM219 70H220V68H219ZM253 70H255V68H253L252 69V71ZM264 70V69H263ZM54 71H55V73H54ZM221 72H222V70H220ZM241 72V73H245L246 71H244V72ZM251 71V70H250ZM251 71V72H252ZM259 71H262L261 69L259 70ZM258 71V72H259ZM251 72H249V74L251 73ZM254 72V71H253ZM252 72V73H253ZM258 72H256V75H257V73ZM63 73V72H62ZM214 73H216V72H214ZM231 73V72H230ZM248 72H246L245 73V75L247 74ZM262 73H263V71H262ZM53 74V75H52ZM188 74H186L185 73V75H188ZM208 74H209V72H208ZM217 74V73H216ZM216 74H215V76H216ZM226 74V75H227ZM261 73H258V75H260ZM50 75V76H49ZM56 75V76H55ZM220 75V74H219ZM225 75V74H224ZM225 75V76H226ZM228 75H230V74H228ZM244 75V76H245ZM255 75V72H254V74H253V76ZM255 75V76H256ZM257 75V76H258ZM262 75V74H261ZM260 75V76H261ZM263 75H264V73H263ZM8 76V77H7ZM14 76V77H13ZM51 76L54 78V80L56 79V81L57 82H55V81H53L52 79L53 78H51ZM59 76H60V74H59ZM218 76V75H217ZM216 76V78H217V80H219L220 82V84H222L221 83V81L223 82L224 80L223 79H225L226 77H227V79H225L226 80V82H228V81H230V80H232V76H231V79L230 80H228V77L230 78V76H226V77H223V76H219V77H217ZM244 76H242L241 78L242 79H244L245 77ZM252 76V75H251ZM254 76V77H255ZM10 77V78H9ZM56 77V78H55ZM61 77H63V74L61 75ZM220 77H223V79L221 80L220 79ZM248 77V76H247ZM246 77V78H247ZM13 79V80H12ZM44 79V80H43ZM61 79V78H60ZM107 79V78H106ZM106 79H104L103 80V84L104 85H110L111 86V84H108V83H110V81L111 80H106ZM52 80V81H51ZM114 80V84L115 83H117L116 82V80L115 79H113ZM228 80V81H227ZM56 83H57V85H56ZM59 83V84H58ZM113 83H112V85H113ZM216 83H218V82H216ZM224 83V82H223ZM219 84V85H220ZM226 84H229V83H225V85ZM230 84H231V81H230ZM233 85L234 84H238V83H232ZM232 84L231 85H229V87H231L232 86ZM240 84V83H239ZM239 84H238V86H237V88H236V86H233V87H231L230 88V90L231 89H233L234 90V87H235V89L238 91H233V90H231V92L233 93V96H231L232 94H231V92H230V94H229V87H227L228 85H226L225 86V88H224V84L222 85V88L220 87V90L221 89H225L226 90V88H227V92L225 93V90L223 89V91L221 90H218L217 88H216V90L217 91H220V92H218V94L217 93H213V92H215V90H214V88H213V90H212V88L209 86V87H200V89H198V93L200 92V93H203V95H205V96H207V98H204V99H202L203 101H202V103L204 102L205 104H203V106H201L202 105V103H201V98L202 97H205V96H203L202 94H200V95H202L201 96V98H199L200 97V95H198V93H197V90H195L196 91V93H195V95H193L194 97H192L191 98V96H190V100H191V103L193 104V105H195V107L194 108H196V109H199V110H197V114L199 115V111H200V115H199V117H198V115H195V116H193V117H196L197 116V118L198 119H196V118H189L190 120H192V119H195V120H193L192 122H194L193 124H198L199 123V126H202L203 127V130L205 129V131H203L201 128H197V130H196V128H194L196 125H193L194 127H193V133H191L190 132V129L188 130V132L191 134L190 136H193L194 137V135H195V137H196V141H197V144L199 145V144H201V145H199V146H197L196 145V141H195V138L193 139L192 137V139H191V142L190 141H188V140H190L189 138H187V135L189 134L188 132H185V133H187V135L185 134V136H183L182 135V137L184 138H187V140H182L181 142H186L187 143V141H188V145H186V143L184 144L185 146H188L187 147V149H186V147H184L185 149L184 150H186V152L188 151V153H189V155H187L186 156V154H188V153H186L185 154V158H187V159H190V160H187V161H184V160H186L185 158L183 159V157L182 158H180V162H181V160H182V162L184 163L185 162V164H186V162L189 164H187L188 166L187 167H185L186 165H184V164H182V162L180 163V162H178V160H176L177 158H178V156H180V155H175V156H177V158L174 160H172L171 158V160L172 161H177L176 163H179L180 165L178 166V168L180 169V167L183 165L185 168H190L191 169V166L190 165H192V163H193V167L195 168V163L197 164H199V165H202V166H200V169L199 170H196V169H198V168H195V170L197 171L196 172V177H198L197 175H199V177L198 178H200V176H201V179H202V177H204V175H206L209 171H207V170H211V169H208V163L210 164V165H212V164H215V170L213 171V174H218V173H220V174H218L219 175V178H220V175L222 174V172L224 173L225 171L228 173L229 172V170L227 171V168H229V165H230V168L229 169H232V170H235L236 172H238V173H241V176H240V174H238V173H236V179H239L240 177H243L244 176V174L246 173V170L247 171H249V176L247 175V174H245V175H247V176H245V177H243V178H251L249 181H247L248 183H250V186H251V184H252V187L254 188V186H257V182H258V186H260V185H262V188H261V186L260 187H255V188H260V190L261 189H263L262 191H264V172H263V168H264V155L263 156H261V157H263L262 159L263 160H261L260 161V154H259V156H258V152H259V150L261 149L259 146H261L262 144H264V132H263V123H264V107H263V105H264V102L263 103H260L259 102V104H258V101L257 102H255V100L256 99H253L254 98V91L256 92V91H259V89H260V91H261V89H263L262 87L261 88H258V90L257 89H255L256 87H258V86H251V85H247L246 87L244 86V83L242 84V85H240L239 86ZM58 85H61L60 87L58 86ZM64 85V84H63ZM186 85V84H185ZM187 85H189V84H187ZM218 85V84H217ZM246 85V84H245ZM32 88H31V87ZM35 88H34V87ZM42 86V87H41ZM116 86V85H115ZM190 86V85H189ZM195 87H197L196 85H194ZM194 86H192L193 88H195ZM216 86V85H215ZM221 86V85H220ZM242 86H244L245 88H243ZM252 88H251V87ZM113 87H114V85H113ZM214 87V86H213ZM217 87V86H216ZM219 87V86H218ZM250 87V88H249ZM260 87V86H259ZM56 88V89H55ZM58 88V89H57ZM61 88H63V89H61ZM187 88V86L184 88V86H183V89H186ZM189 88H191V87H189ZM193 88H191V91L192 90H194ZM198 88V87H197ZM205 88V89H204ZM209 88H211V89H209ZM243 88V89H242ZM247 88L249 89V90H247ZM37 89H38V91H37ZM60 89V90H59ZM181 90V88H179V91H178V89H174V93H175V91H176V94H173V90H170V91H168V93L166 94V95H168V96H171L173 99L174 98H176L177 97V93H178V97L179 96H182V93L183 94H185L184 93V90ZM196 89V88H195ZM204 91H202V90ZM209 89V90H208ZM242 91H241V90ZM245 89V90H244ZM252 89V90H251ZM64 90V91H63ZM187 90L188 89H186L185 90V92H187ZM251 90V91H250ZM44 93H43V92ZM50 91V92H49ZM53 91H54V93H53ZM164 91H166L167 92V88H166V90L164 89ZM163 91V92H164ZM182 91V92H181ZM190 91V92H191ZM195 91H193V94H194V92ZM202 91V92H201ZM240 91V92H239ZM245 91V92H244ZM250 91V92H249ZM253 91V93H251ZM260 91H259V93H260ZM39 92V93H38ZM51 92H52V94L53 95H51ZM166 92H164V94L166 93ZM172 92V93H171ZM221 92H224V94H225V96H224V94L223 95H221L220 97H219V94H221ZM243 92H244V96H246V94L249 92V94L251 93V95H253V97H246L248 100H249V102H247L248 104H246V101H244L245 99H244V97H242L243 96ZM247 92V93H246ZM264 91L262 90V92L260 93V94H262ZM35 93V94H34ZM56 93H58L57 94V96L55 95ZM170 93H171V95H170ZM188 93H189V90H188ZM239 93H241V94H239ZM66 94H67V91H66V93H65V96H66ZM172 94H173V96H172ZM181 94V95H180ZM187 94V93H186ZM186 94L184 95V97L186 96ZM190 94V93H189ZM210 94V95H209ZM211 94H212V97H211ZM239 94V95H238ZM247 95V96H250V95ZM257 94V93H256ZM255 94V98L256 97H258L257 95ZM264 94V93H263ZM40 95V96H39ZM61 95V96H60ZM188 95V94H187ZM196 95L197 96H199L198 98H196ZM213 95L214 96H218L219 98H223V97H226V96H231V97H229V98H234V99H236L237 100V98L238 99H241V98H243L242 100L244 101H242L241 100V103H242V105H241V103H240V101H239V104H238V106L240 105L241 107H238V106H236L235 105V107L233 106L234 104H235V101L236 100H234V99H232V100H234V101H232L231 103L233 104H230V103H227V104H229V105H226V103L223 105V101H225V99L227 100V97L226 98H224V99H220L221 101V103L219 104V100H218V98L217 97H213ZM238 95V96H237ZM240 95H242V96H240ZM63 96H64V94H63ZM69 96V95H68ZM162 96L164 97L165 95H163L162 94ZM176 96V97H175ZM223 96V97H222ZM40 97V98H39ZM52 97H53V99H52ZM55 97H57V99L55 98ZM58 97H59V99L60 100H58ZM61 97V98H60ZM170 97V98H171ZM210 97V99H208ZM240 97V98H239ZM260 97L261 96H259V99H260ZM264 97V95L261 97V98H263ZM55 98V99H54ZM165 98V97H164ZM163 98V99H164ZM166 98H168L167 96H166ZM165 98V99H166ZM194 98H196V99H194ZM213 98H216V100H218V102H216L215 100L213 101ZM229 98H228V100L227 101H229ZM42 99V100H41ZM68 98H66L65 100H67ZM165 99H164V101H165ZM169 99V98H168ZM181 99V98H180ZM258 98H257V100H259ZM45 100V101H44ZM62 100V101H61ZM171 100L172 99H170V103H171ZM189 100V101H190ZM195 100H197L199 103H197L196 104V102H195ZM58 101H60V102H58ZM69 101V100H68ZM67 101V102H68ZM231 101V100H230ZM260 101L262 102V99H260ZM263 101H264V99H263ZM29 102V103H28ZM31 102H36V105H37V103H39L38 104V109L36 110L35 109V107L34 108H32L33 110H30L31 108ZM166 102V101H165ZM164 102V103H165ZM215 102H216V104H215ZM223 102V103H222ZM226 102V101H225ZM42 103V104H41ZM184 103H186V102H184ZM191 103H189V104H191ZM210 104L209 105V107H208V104ZM217 103H218V105L219 106H217ZM238 103V101H236V104ZM32 104H35V103H32ZM46 104V105H45ZM166 104V103H165ZM180 104H182V103H179V105ZM192 104L190 105L191 107H192ZM212 104H213V107H212ZM223 106H222V105ZM256 104H258V105H256ZM260 104H262V107H260ZM35 105V106H36ZM40 105H42V106H40ZM45 105V106H44ZM50 106V107H48V106ZM164 105V104H163ZM171 105H173V103L171 104ZM200 107H199V106ZM34 105H32V107H33ZM55 108H54V107ZM177 106V105H176ZM176 106L175 107H173V106H171V107H173L172 108V110L175 108V110H176ZM182 105H180L179 107H181ZM188 106V105H187ZM186 106V107H187ZM197 106V107H196ZM224 106H225V108L227 107V110H228V112H227V114H226V111L224 112ZM229 106H231V108L233 109V108H235L234 109V111H235V113H234V111H231L232 109L229 107ZM233 106V107H232ZM243 106V107H242ZM58 107V108H57ZM185 107V106H184ZM184 107H183V109H184ZM185 107V108H186ZM189 107V106H188ZM190 107V108H191ZM201 107H204V108H202L201 109ZM206 107H208L207 108V110H206ZM218 107V108H217ZM249 107H250V109H249ZM253 107V108H252ZM29 108V109H28ZM39 108H40V112H39ZM65 108H67L66 110H65ZM163 108H165V106L163 107ZM190 108H186L187 110L186 111H188V112H186V115L184 114V112H185V110L183 111L181 108H179V112L178 111H176V114H175V116L177 115V112H178V114L179 115H181V116H179V115H177V118L178 119H176V117L175 118H173L172 116V118H173V121L176 119V121H172L171 120V117H169L167 120L169 121H167L168 123H172V126H173V130L175 131L176 129H180V131H178V132H176V136H178V134H179V136L181 135V133H182V130L181 129H183L184 128V126H183V124H187V123H189V120L187 119V115H188V113H189V111H190ZM221 108V109H220ZM240 108V109H239ZM242 108V109H241ZM244 108V109H243ZM63 109V110H62ZM166 109V108H165ZM189 109V110H188ZM196 109H195V111H193L195 114H196ZM210 109V110H209ZM231 109V110H230ZM238 109V110H237ZM25 110V111H24ZM28 110V111H27ZM43 110V111H42ZM63 112H62V111ZM68 110V111H67ZM192 108H191V112H190V117H191V113H193L192 112ZM203 110H204V113H205V115H208L207 116V120L206 119H202V118H206V116L204 115V113H203ZM213 110V111H212ZM219 110V111H218ZM35 111V113H34V116H33V112ZM67 111V112H66ZM163 111V110H162ZM165 111V110H164ZM164 111H163V113H164ZM183 111V112H182ZM208 113L209 111V113L207 114L206 112ZM229 111H231V112H229ZM241 111V112H240ZM245 111V112H244ZM255 111V112H254ZM32 112V113H31ZM182 112V113H181ZM201 112H202V116H201ZM221 112V113H220ZM242 112L244 113V115H246L245 117L242 115ZM11 113V114H10ZM31 113V114H30ZM42 113V114H41ZM63 113V114H62ZM166 113H167V109H166ZM166 113H164V114H166ZM218 113V114H217ZM220 113V114H219ZM224 113V114H223ZM229 113V114H228ZM237 113H239V114H237ZM256 113H257V116H256ZM259 113H261V114H259ZM8 114V115H7ZM29 114V115H28ZM37 114V115H36ZM46 114V115H45ZM158 114V113H157ZM161 114V113H160ZM223 114V115H222ZM237 114V115H236ZM250 114V115H249ZM48 115V116H47ZM156 115V114H155ZM204 115V116H203ZM225 115H226V117H225ZM229 115V116H228ZM232 115V116H231ZM11 116H13V117H11ZM27 116H29V117H27ZM153 118H152V121H154L155 122V124L157 125V126H159L160 127V125L162 124V125H167L168 126V123L166 124V122H165V120L164 119H159L160 117H162L163 116V114H162V116L161 115H157V116H155V117H157L156 119H155V117L153 116V115H151ZM151 116H150V118H148V120H151ZM165 116V115H164ZM181 118H179V117ZM212 116V117H211ZM221 116V117H220ZM243 116V117H242ZM251 116V117H250ZM13 119V120H16V122H11V123H9V121H10V119L11 118ZM33 117H35V118H33ZM39 117V118H38ZM50 117H51V119H50ZM56 117H58V118H56ZM64 117H65V120H63L64 119ZM159 117V118H158ZM186 117V119L188 120V122H185V121H183L184 119L183 118H185ZM231 117V119H229ZM238 117L240 118V119H238ZM7 118H8V120H7ZM53 118V119H52ZM60 118H61V120H60ZM208 118H210V120L208 119ZM226 118H227V120L229 121V123H228V121L226 120ZM255 118V119H254ZM263 118V119H262ZM11 119V120H12ZM26 119H27V121H26ZM29 119V120H28ZM43 119V120H42ZM48 119V120H47ZM202 119V120H201ZM224 119V120H223ZM238 119V120H237ZM247 119V120H246ZM249 119V120H248ZM30 120H32V122L30 121ZM60 120V121H59ZM156 120H157V122H156ZM158 120H159V123H158ZM160 120H163V122L161 121V124H160ZM186 120V121H187ZM199 120H201V124H200V122H199ZM207 122H206V121ZM213 122H212V121ZM255 120V121H254ZM263 120V121H262ZM2 121V122H1ZM40 121V122H39ZM49 121V122H48ZM62 121H64L65 123H63ZM152 121H147L148 122V125L149 124H152V123H154V122H152ZM185 122V123H183V122ZM198 121V122H197ZM210 121V122H209ZM215 121H216V124H215ZM219 121H221V122H219ZM223 121V122H222ZM225 121H226V123H225ZM231 121V122H230ZM240 124V126H239V124L237 123V122ZM239 121H241V122H239ZM246 121V122H245ZM249 122V125H248V122ZM259 121V122H258ZM55 122V123H54ZM57 122V123H56ZM61 122V123H60ZM191 122V121H190ZM206 122V123H205ZM219 122V123H218ZM232 122H233V124H232ZM236 122V123H235ZM252 122V123H251ZM9 123V124H8ZM62 123H63V125H62ZM160 124V125H158V124ZM66 124V126H64ZM203 124V125H202ZM204 124H206V125H204ZM210 126H209V125ZM225 124V125H224ZM229 124H230V126H229ZM235 124H236V126H235ZM260 124H261V126H262V128H261V126H260ZM152 125H154V124H152ZM152 125H150V127L152 126ZM156 125H154V126H156ZM161 125V126H162ZM170 125V124H169ZM189 125L190 126H192L190 123H189ZM189 125H186L185 126V129H186V127H188ZM237 125H238V127H237ZM248 125V126H247ZM253 125L255 126L254 127V130H253ZM258 125V126H257ZM9 128H8V127ZM46 126V127H45ZM154 126L152 127V128H154ZM164 126H163V129H164ZM166 126V127H167ZM171 126V125H170ZM171 126V127H172ZM178 126V127H177ZM179 126H183V128H179ZM198 125H197V127H199ZM205 126L207 127V128H205ZM209 126V127H208ZM212 126H215V127H212ZM252 126V127H251ZM12 127V128H11ZM14 127V128H13ZM62 127V128H61ZM64 127H66V128H64ZM68 127V128H67ZM158 127V128H159ZM218 127V129H215V128H217ZM219 127H220V129H219ZM222 127V128H221ZM230 127V128H229ZM235 127H236V129H235ZM245 127H249V129L247 128V131L249 132H247L246 131V128ZM5 128V129H4ZM72 128V129H71ZM157 128V127H156ZM157 128V129H158ZM161 128L162 127H160V131H162L161 130ZM190 128V127H189ZM226 128V129H225ZM251 128V129H250ZM256 128H257V130H256ZM53 129V130H52ZM188 129V128H187ZM194 129H195V131H194ZM225 129V130H224ZM229 129H230V131H229ZM260 129V130H259ZM71 130V131H70ZM150 130H152V129H150ZM159 130H157V131H159ZM191 130H192V128H191ZM219 130H220V132H223V134H221L220 132H219ZM228 130V131H227ZM231 130H233V132L231 131ZM242 130V131H241ZM256 130V131H255ZM262 130V131H261ZM5 131V132H4ZM45 131V132H44ZM170 131H172V130H170ZM185 131V130H184ZM183 131V132H184ZM198 131V132H197ZM217 131V132H216ZM241 131V132H240ZM245 131V132H244ZM259 131V132H258ZM7 132V133H6ZM42 132V133H41ZM46 132H48V133H46ZM72 132V133H71ZM153 132V131H152ZM151 132V133H152ZM173 132V131H172ZM213 132H215V133H213ZM252 132V133H251ZM17 135H16V134ZM33 133H34V135H33ZM73 134V135H71V134ZM150 133V134H151ZM162 133V132H161ZM169 133V132H168ZM175 133V132H174ZM178 133V134H177ZM210 133V134H209ZM238 133V134H237ZM242 133H248V134H242ZM251 133V135L252 134H254V135H249ZM260 133H262V135L260 134ZM14 134V135H13ZM32 134V135H31ZM45 134V135H44ZM156 134H157V132H156ZM160 133H158V135H159ZM193 134V135H192ZM197 134H199V135H197ZM205 134V135H204ZM212 134H213V136H212ZM227 134H229V135H227ZM39 135V136H38ZM152 135H153V133H152ZM164 135H167V136H170L171 137V135L169 134H166V132H164ZM215 135V136H214ZM220 135V136H219ZM241 135V136H240ZM244 135V136H243ZM10 136V137H11ZM48 136V137H47ZM77 136V137H76ZM150 137H151V135H149ZM148 136V137H149ZM178 136V137H179ZM189 136V135H188ZM199 136V137H198ZM224 136H226V137H224ZM231 136V137H230ZM246 136V137H245ZM256 136V137H255ZM262 136V137H261ZM42 137V138H41ZM72 137V138H71ZM79 137V138H78ZM149 137V138H150ZM153 137H154V135H153ZM156 137H158V136H156ZM156 137H154V139L156 138ZM161 137H163V139H164V137H166V136H163V133H162V136ZM170 137H168L167 139L170 141L171 140V138ZM182 137H179V138H182ZM223 137V138H222ZM245 137V138H244ZM250 137V138H249ZM42 139L41 141H40V139ZM71 138V139H70ZM86 138V139H85ZM149 138H146V139H149ZM152 138V137H151ZM150 138V139H151ZM179 138H177L178 140H179ZM227 138V139H226ZM244 138V139H243ZM259 138V139H258ZM262 138V139H261ZM28 139V140H27ZM153 139V138H152ZM158 139V138H157ZM160 139V138H159ZM162 139V138H161ZM160 139V140H161ZM163 139H162V141H163ZM166 139V138H165ZM201 139V140H200ZM215 141H214V140ZM229 139V140H228ZM231 139H232V141H231ZM243 139V140H242ZM255 139V141H253V140ZM45 140V141H44ZM227 140V141H226ZM242 140V141H241ZM251 140V141H250ZM262 140V141H261ZM28 141V142H27ZM39 141V142H38ZM88 141V142H87ZM148 141V140H147ZM146 141V142H147ZM153 141V140H152ZM172 141H173V139L171 140V143H172ZM192 141L194 142L193 144H192ZM200 141V142H199ZM225 141V142H224ZM228 141H229V143H228ZM241 141V142H240ZM253 141V142H252ZM49 142V143H48ZM151 142V140L148 142V143H150ZM155 142H156V144L155 143H153V144H155V145H158L157 144V142L158 141H156L155 140ZM164 142V141H163ZM168 142V141H167ZM174 142V141H173ZM181 142H180V144H181ZM244 142H245V145H246V147L245 146H243L244 145ZM249 142H250V145H249ZM255 142H259V143H255ZM23 143V142H22ZM23 143V144H24ZM40 143L36 146L37 148H41V146H40ZM144 143V144H143ZM142 144L143 145H146V143H145V140H144V142H143ZM147 143V144H148ZM152 143H150V144H152ZM182 143V144H183ZM215 143V144H214ZM220 143V144H219ZM227 143V144H226ZM235 143V145H233V144ZM241 143V144H240ZM247 143H248V145H247ZM28 144V145H27ZM47 144V145H46ZM139 144H141V141H140V143ZM141 144V146L143 147V145ZM151 145V146H149V148H151V149H149L150 151H148V152H150V153H152V152H154V155H153V157L155 156V159H157V160H159L158 162H160V166H161V162L163 163V161L164 160H166L167 161V163L168 162H170L171 160L170 159H168V157H169V155H168V153H169V151L166 149V148H164L165 146V144L163 145V146H161L160 145V143H159V145H158V147H156V146H154V145ZM162 144V143H161ZM167 144H169V143H167ZM166 144V145H167ZM174 144V143H173ZM192 144V146H190V145ZM195 144V145H194ZM217 144V146H215ZM260 144V145H259ZM27 145V146H26ZM179 145V144H178ZM178 145H177V150L179 149L178 148ZM183 145V146H184ZM221 145H222V147H221ZM228 145H230V149H229V146ZM257 145H258V148H259V150L256 148L257 147ZM26 146V147H25ZM141 146H139L140 148H142ZM147 146V145H146ZM154 146V147H153ZM160 146V147H159ZM169 146V145H168ZM168 146H166V147H168ZM172 146V144L169 146V147H171ZM179 146H181V145H179ZM168 147V148H169ZM198 147H202V148H198ZM217 147H218V149H217ZM225 147V148H224ZM262 147H263V145H262ZM144 148H145V146H144ZM147 148V147H146ZM158 148V149H157ZM164 150H163V149ZM173 148V147H172ZM183 148V147H182ZM181 148V149H182ZM220 148V149H219ZM226 148H228V149H226ZM232 148V149H231ZM264 148V147H263ZM148 149V148H147ZM147 149H146V151H147ZM157 149V150H156ZM167 151H166V150ZM191 149V150H190ZM194 149V150H193ZM256 149V150H255ZM30 150H29V152H30ZM145 150V149H144ZM162 151V153H161V151ZM170 150V149H169ZM172 150V149H171ZM170 150V151H171ZM173 150H174V148H173ZM184 150H183V152H184ZM227 150H228V152H227ZM232 150H233V152L234 153H232ZM234 150H236V151H234ZM252 150H255V151H252ZM142 151H143V148H142ZM145 151V152H146ZM176 151V150H175ZM182 151V150H181ZM181 151H178L179 152V154H180V152ZM189 151H191V152H189ZM195 151H196V153L198 152H200L199 154L197 153L196 155H195ZM205 151H207V152H205ZM221 151V152H220ZM224 153H223V152ZM231 151V152H230ZM243 151H245V152H248L249 153V151L250 152H255V153H257V154H254L253 153V155L250 153V155L248 154V153H246V155L247 156H251V157H254V158H252L251 160H252V163H251V160H249V162H245L244 160H248V159H242V157H244V155H245V152H243ZM262 153L264 152V150H260ZM25 152V154L27 155V159H29V160H27L26 162H25V164H23L24 162H21L23 165H25V166H22V164L20 165V164H18V161H12L11 162V160H7V161H9V162H7L6 163V169L7 170H9V171H11V173H14V174H18V175H22L23 173H24V170L26 169V170H28V169H31L30 167H31V165H32V167L33 166H35L38 162L40 163L41 161L39 160V159H41L42 160V158H43V155H44V153L43 152H41V153H39V154H41V155H39V154H36L37 156H35V158H33L34 160H32V158L29 156V153H26ZM148 152H147V154H148ZM157 152H160V154H163L164 155V153L165 152H167V153H165V156H163V155H160L161 157H166L167 156V159L165 158V159H163L162 160V158H160V157H156V154H158ZM219 152V153H218ZM227 152V153H226ZM235 152H238V154H236ZM243 152V153H242ZM173 153H174V151H173ZM177 153V152H176ZM185 153V152H184ZM191 153V154H190ZM204 153H206V155H208L207 157H206V155L204 154ZM222 153V154H221ZM229 153V154H228ZM230 153H231V155H230ZM241 153V154H240ZM83 154V155H82ZM167 154V155H166ZM202 154V155H201ZM204 154V155H203ZM212 154V155H211ZM221 154V155H220ZM226 154V155H225ZM232 154H235L237 157L239 156V158H237L235 155H234V157H236L234 160H235V163H234V160L233 161H231L233 164H232V166H231V162H229V158L228 157H224V155L225 156H233ZM242 154H244L243 156H242ZM89 155V156H88ZM181 155H183V153L181 152ZM223 155V156H222ZM240 155H241V157H240ZM245 155V156H246ZM61 156V157H60ZM63 156V157H62ZM77 156V157H76ZM147 156V155H146ZM148 156H149V154H148ZM159 156V155H158ZM170 156H172V155H170ZM174 156V155H173ZM191 156V157H190ZM222 156V157H221ZM246 156V157H247ZM71 158V160H70V158ZM91 157H93V159L91 158ZM152 157V155L150 154V156H149V158H151ZM194 158V160L193 159H191V158ZM200 157V158H199ZM245 157V158H246ZM250 157V158H251ZM63 158V159H62ZM74 158V159H73ZM78 158V159H77ZM89 158V159H88ZM91 158V159H90ZM149 158H147V160L149 159ZM162 160V161H160V159ZM198 160H196V159ZM220 158L221 159H223V160H221V162L223 161V163L225 162V164L223 165L222 163H220L219 161H220ZM226 158H228L229 160L228 161H225L226 160ZM231 159L233 158V157H230ZM249 158V157H248ZM255 158H256V160H257V158L259 159V162H258V160L256 161L255 160ZM70 161H69V160ZM154 158H151V161L153 160ZM155 159L153 160V162H155L156 163V161H155ZM209 159V160H208ZM225 159V160H224ZM241 159V160H240ZM39 160V161H38ZM170 160V161H169ZM193 160V161H192ZM202 160V161H201ZM38 161V162H37ZM79 161V162H78ZM87 161H90V162H87ZM141 161V160H140ZM144 161H146V160H144ZM143 160L141 161V162H144ZM190 161L192 162V163H190ZM208 161H211L212 163H210V162H208ZM239 161H244L247 165V167H248V163L252 166H256V167H258V169L260 170V172H259V170L255 167V169L254 170H256L257 169V171L260 173L259 175H255L256 174V171H254L255 173L252 175L251 173H250V168H248V169H246V167L243 165V163L241 164L242 166H244L245 168H243L241 165V167L238 165V163L236 164V162H239ZM253 161H256V162H254V164H253ZM11 162V163H10ZM29 162V163H28ZM37 162V163H36ZM43 162V161H42ZM148 162H150L149 160H148ZM153 162H151V163H153ZM200 162H202L201 164H200ZM214 162V163H213ZM227 162V163H226ZM257 162H258V164H259V166L258 165H255V164H257ZM85 163V164H84ZM87 163V164H86ZM164 163H166V162H164ZM163 163V164H164ZM167 163H166V165H167ZM174 163L175 162H173V163H169L170 165H174ZM176 163H175V165H176ZM9 164V165H8ZM34 164V165H33ZM142 164V163H141ZM182 164V165H181ZM240 164V163H239ZM143 165H146V162L143 164ZM151 165V164H150ZM165 165V164H164ZM166 165H165V167H166ZM172 165V166H173ZM199 165H198V167H199ZM249 165V166H250ZM28 166H30V167H28ZM146 166H148V164L146 165ZM151 166H154V163L151 165ZM155 166H157L158 167V165H156L155 164ZM182 166V167H183ZM207 166V167H206ZM224 166V169H225V171L223 170V171H221V169H222V167ZM27 167V168H26ZM163 167V166H162ZM175 167V166H174ZM192 167V168H193ZM262 167V168H261ZM175 168H177V165H176V167ZM184 168V169H185ZM212 168V167H211ZM252 168V167H251ZM246 169V170H245ZM262 169V170H261ZM180 170H182V169H180ZM215 171H218V172H216L215 173ZM235 171H233V173L235 172ZM141 174H143L144 175V173H142V171H139ZM194 172V169L192 170V173ZM212 172V171H211ZM251 172H253V170L251 169ZM104 172L102 171V173L101 174H103ZM106 174L107 173H109V172H105ZM112 175H113V173L112 172H110ZM232 173V174H233ZM8 174V173H7ZM101 174H99L100 176H101V178L104 176V175H101ZM111 174L110 175H108V176H110L111 177ZM141 174H139V175H141ZM148 174V173H147ZM211 175H213L212 173H210ZM226 173H224L223 174V177H224V175H225ZM231 174V173H230ZM258 174V173H257ZM263 176H262V175ZM99 175H98V179H101L100 177H99ZM149 175V174H148ZM148 175H147V177H148ZM176 175V174H175ZM174 175V176H175ZM181 175V174H180ZM194 174H193V176H195ZM203 175V176H202ZM207 175H209V174H207ZM217 175V176H218ZM262 176V178H261V176ZM96 176H97V174H96ZM96 176H94L92 179H91V181L88 183L89 184V186H87V187H85L86 185H87V182L84 184V185H80L81 187H83L84 188V197H80L81 198V200L79 199V198H77V200L79 199V201H78V206H76L77 205V203H75L76 205H70V204H74V203H70L69 205L71 206V207H77L78 209H72V210H74V212H73V214L72 215H70V213L67 215V212L66 213H64V212H62V210H67V209H69L68 207H69V205L67 206L66 204L67 203H69L68 201L69 200H67L66 199V197H58V198H60L61 200L63 199H66L65 201H67L66 203L64 202L63 204H61L62 202H63V200L61 201L60 199L58 200L59 202L61 201V203H59L58 201H54L53 202V200H54V197H53V199L51 198V197H49V196H41V195H39V197H38V199H39V202H40V209H42V211H43V213L45 214V219H44V224H42L41 223V225L42 226H40V229H39V234H38V243H40L39 245H41L40 247V251H41V249H42V251H41V254H40V260H39V264H224L225 262V264H235L238 260L240 261H238L239 263H237V264H242V262H243V264H249V262H251L250 260H252L253 258H255L256 259V257H254V254L255 255H257L258 254V256L261 258V259H263L264 258V256H263V249H262V252L261 251H259V252H257L256 250H254L253 252H257V254L256 253H254V254H252V258L249 256V255H251V251L249 252V250H247V251H245L247 248H245V247H243V246H246V247H248V244L247 243H249V242H253V241H249L250 239L251 240H253L252 239V237L253 236H249L250 237V239L249 240H247L246 238H244V237H242L243 238V240L245 241V239L248 241L247 243H241V244H244V245H242V249L245 251H243V254H242V257H240V255L239 254H241L240 253V247L241 246H239V249H237V251H236V246L233 244L236 240H234V239H231L230 238V235L228 234L229 232H226L224 235H223V233H222V237L223 238H220L221 236H218V237H216L217 235H220L221 233L220 232H225L224 230H228L229 228H230V225H228L230 222V220L229 221H224V220H227L226 219V217H228V216H230V214L231 213H229V212H231V210L233 209H231V205L233 206V204H234V201H235V203L237 204V202H236V199L238 198L239 199V195L240 196H242L243 194L242 193H244L246 190L249 192H247V193H244L245 194V197H246V199L244 198V200H246V202H248V201H250L251 199H252V194H253V196H254V198H256V196H255V194H257V193H260V194H257V196L260 198H258V200H261L262 202H260L259 203V201L258 200H256V199H254V203L251 201V202H249V203H252V207L253 208H251L250 207V204H248V205H246V206H244V207H242L243 205H242V202L244 201H242V200H240V199H243V198H241L240 197V201H238V202H240V211L238 210V208H237V210L233 213V217H237L238 218V216H239V218H238V220L239 219H243V221L244 220H246V217H249V215H248V213L250 214L252 211H251V209H256V208H254V207H256V201H257V203H259V204H262L263 203V206H264V192L262 193V191H259L258 189H250V186L249 187H246L247 185H248V183H247V185H245V186H242L241 188L242 189H244L243 187H245V189H244V191L243 190H241V191H243V192H238L239 191V188L238 189H236V187L237 186H235V182H233V184L232 185H234V188H233V193H232V190H230V186L228 187L227 186V191H228V193L229 194H231V196L229 195V194H227V191H224L223 190V187H220V182H219V184H217L218 186V192H216V193H218L217 195H218V199H220V201L219 200H217V202H216V194H215V191H217V188H215L216 190L214 191V194H215V196H213V198L211 197V195H209L210 197H208L209 199H206L205 198V200H204V197H201V195H199L198 196V194L200 193L199 191H197L198 189H196V191L194 192V195L193 196H195V198L197 199V196H198V198L200 197V200H202V203L200 202V200L198 201V200H196V199H194V200H192V199H190V201L192 200V202L191 203H193L194 201V206H191L192 208L194 207L195 209H197V210H199L200 211V214H202L203 212V214H205V212L207 211L208 213H206L205 215L207 216L206 218L208 219V215L209 216H211V222L209 221V219H208V221H209V223L210 224H216L215 226V228L217 229V231H219V232H217V231H215L214 229V227H212V228H210L212 225H210V227L208 228V230H207V228L205 227L206 225H208V222L206 223V221H205V223H206V225H205V223L204 222H201L200 224H202L201 226H204L205 227V229L202 227V228H200L199 226V229L200 230H207L206 231V234L207 235H204V233L201 231V233H202V235H201V233H200V235H199V231L200 230H198V233H197V231H194V230H192V229H190V227H187L188 226V223H186L185 224V226L187 227L186 229H185V226H184V223H182V221L183 220H185V222L187 221L188 222V217L186 216V217H181L182 219L183 218H185V219H183L181 222H179V224L181 223V225H180V227H178L177 226V224H178V221L177 222H175V220H172V221H170V218H171V216L169 215V219H166L165 218V216H164V219H166V220H164V219H161L162 217H163V212H160L162 209H166V210H168L167 208V206H168V202H169V204L170 203H172V205L174 204V205H176V203L174 202V201H178L179 200V202H177V206H179L181 203L180 202H182L183 200L185 201V197H184V199H183V197H182V201H180V197H177V199H176V197H158V199H157V197H153L155 200H158V201H160L161 199L164 201V204L165 205H167L166 207H165V205H162V201H160L159 203H161V206H164L165 208H158L159 210H157V209H155L156 208V206L154 207V208H152V206H154L153 204H152V201L154 200H152L151 201V203L150 202H148V201H150V200H148V199H152V197H150L149 195H148V193L150 192V190H148L147 189V185H149V183L146 185V183L144 184V177L146 176V174H145V176L142 178V179H140V181H137V179L139 178V176L137 177V179L135 180V178H136V176L134 177V179H131L130 181H131V183H132V181H133V183L131 184V187L129 188L128 187V184H126L127 186H125V185H123L122 186V184L120 183V181H114L115 180V178H113V177H111V178H113V180H111V178L109 179V178H107L106 176L104 177L105 179L104 180H98V179H96ZM142 176V175H141ZM140 176V177H141ZM151 176V175H150ZM149 176V177H150ZM173 176V177H174ZM177 176H179V174L178 175H176V177H174V179H177ZM184 175H181L180 177H183ZM217 176H216V179H217ZM227 176L229 177V174L228 175H226V179H228L227 178ZM232 176H234V174L232 175ZM231 175H230V177H232ZM259 176H260V178H259ZM154 177V176H153ZM195 177V178H196ZM209 177H210V175H209ZM215 177V176H214ZM222 177V176H221ZM151 178V177H150ZM150 178L148 179V180H150ZM155 178V177H154ZM154 178H153V181L151 182V183H154V182H157V181H155V180H157L156 178H155V180H154ZM179 178V177H178ZM183 178H187V177H183ZM183 178H179L180 180L179 181H181V179H182V181L184 182V179ZM204 178H206V177H204ZM224 178V179H225ZM243 178H241V179H243ZM108 179V180H107ZM222 179V178H221ZM234 179V178H233ZM236 179H234V181L236 180ZM258 179V180H257ZM263 179V180H262ZM80 180V181H79ZM79 180H77L78 182H81V180L82 179H79ZM139 180V179H138ZM142 180V181H141ZM152 180V179H151ZM150 180V181H151ZM178 180V179H177ZM187 180V179H186ZM190 180V179H189ZM209 180V179H208ZM210 180H211V177H210ZM209 180V181H210ZM214 180L215 179H212V181L214 182ZM218 180V179H217ZM217 180H215V182H217ZM253 180V181H252ZM257 180V181H256ZM126 181H128L127 179H125L124 181H122V182H126ZM145 181H147V178H146V180ZM181 181V183H183ZM228 181V180H227ZM230 181V180H229ZM238 181V180H237ZM237 181H236V185L238 184L237 183ZM239 181H240V179H239ZM252 181V182H251ZM256 182V183H253V182ZM263 183H262V182ZM78 182H76L75 181V183H78ZM83 182V181H82ZM138 183V185H137V183ZM142 182H143V184H142ZM148 182V181H147ZM225 182V181H224ZM241 182V181H240ZM242 182L244 183L245 182V179H243L242 180ZM241 182V183H242ZM95 183V184H94ZM175 183V182H174ZM176 183H177V181H176ZM185 183V182H184ZM242 183V185H244ZM262 183V184H261ZM79 184V183H78ZM139 184H141V186L142 187H146V191H148V193L146 192V196H144V194L145 193H143L142 194V192L140 193V191H145L144 190V188L142 189V188H140V189H142V190H140V191H138L140 194H142L143 195V197H141V196H137V195H140V194H138L137 193V191L135 192V190H136V188H139V187H141V186H139ZM158 184V183H157ZM180 184V183H179ZM188 184V183H187ZM186 184V185H187ZM224 184V183H223ZM228 185H229V182L227 183ZM254 184V185H253ZM256 184V185H255ZM94 185V186H93ZM154 186H155V184H153ZM185 185V184H184ZM225 185H226V183H225ZM224 185V186H225ZM238 185H240V184H238ZM130 186V185H129ZM133 186V187H132ZM159 186V185H158ZM177 185H175V187H176ZM182 186V189L184 188V186L183 185H181ZM181 186H180V188H181ZM223 186V185H222ZM129 189H128V188ZM149 188L151 187V185L150 186H148ZM178 187V186H177ZM175 188L174 190L176 191L177 189H179V188ZM239 187V186H238ZM251 187V188H252ZM89 188V189H88ZM155 188V187H154ZM225 188H226V186H225ZM247 188V189H246ZM248 188L250 189V190H248ZM150 189H153L152 187L150 188ZM182 189H181V191H182ZM232 189V188H231ZM234 189H236V191L234 190ZM89 190H91V191H89ZM138 190V189H137ZM184 190H186V189H183V191ZM254 191V192H252V191ZM255 190H258V191H255ZM89 191V192H88ZM153 191V190H152ZM180 190H178V192H179ZM183 191L182 192H180V193H183ZM87 192V193H86ZM177 192V191H176ZM225 192V193H224ZM251 192V193H250ZM256 192V193H255ZM134 193V194H133ZM237 193V194H236ZM239 193V194H238ZM262 193V194H261ZM137 194V195H136ZM213 194V193H212ZM149 197H148V196ZM228 195V196H227ZM247 195V196H246ZM260 195V196H259ZM203 196V195H202ZM208 196V195H207ZM222 196V197H221ZM235 196V197H234ZM234 197V198H233ZM49 198H51V199H49ZM161 198V199H160ZM215 198V199H214ZM229 198V199H228ZM247 198H251L250 200H248L247 201ZM83 199V200H82ZM174 199H176V200H174ZM211 199V200H210ZM188 200V199H187ZM215 200V201H214ZM227 200V201H226ZM71 201V200H70ZM165 201H167V202H165ZM183 201V202H184ZM189 201V200H188ZM187 201V202H188ZM196 201H198V204H196ZM205 201V202H204ZM213 202V204H212V202ZM233 201V202H232ZM52 202V203H51ZM84 202V203H83ZM147 202L149 203V206L147 205ZM174 202V203H173ZM187 202H185V203H187ZM229 202V203H228ZM232 204H231V203ZM47 203V204H46ZM55 203H59V204H55ZM154 203V202H153ZM156 203H157V201H156ZM155 203V204H156ZM178 203H180V204H178ZM185 203H184V205H185ZM199 203H201V205H199ZM205 203V204H204ZM86 204V205H85ZM187 204H189V203H187ZM186 204V205H187ZM202 204H204V205H202ZM216 204V205H215ZM245 204H247V203H245ZM244 204V205H245ZM56 205H58L59 207L60 206H62L63 205V207H64V205H65V209L64 208H62L61 210L60 209H58L59 207H57ZM147 205V206H146ZM151 205V206H150ZM171 204H170V206H172ZM183 205V206H184ZM186 205H185V207H186ZM190 205H192V204H190ZM214 205H215V207H214ZM222 205V206H221ZM229 205V206H228ZM258 205V204H257ZM67 206V207H66ZM84 206H85V208H84ZM160 205H158L157 204V207H161ZM177 206H174V208H175V210H173L172 209V207H170V210H168L167 212H170L171 210H173L172 211V213L173 212H176L177 211V208H179V209H181V206H182V204H181V206H179V207H177ZM182 206V207H183ZM189 206V205H188ZM205 206V207H204ZM209 206V207H208ZM221 206V207H220ZM250 207V211L248 210L249 209V207ZM259 206H261V205H259ZM258 206V207H259ZM87 207V208H86ZM234 207H237L235 204H234ZM247 207H248V209H247ZM257 207V208H258ZM61 208V207H60ZM189 208L190 207H188L186 210H189ZM190 208L191 210H194L195 211V209L193 208ZM204 208H206V209H204ZM208 208H209V211H208ZM228 208V209H227ZM230 208V209H229ZM245 208V209H244ZM71 209V208H70ZM235 209V208H234ZM233 209V210H234ZM260 209H261V207H259L258 209H256L257 211H259V212H261L260 211ZM51 210V211H50ZM59 210V211H58ZM78 212H77V211ZM80 210H83L82 212H80ZM152 210V211H151ZM184 210V208L182 209V211H177L176 212V214L178 213V212H181L180 214H172L173 215V218L172 219H175V217H176V220H180L181 218H179L180 217V215L182 214L183 216H185L184 214L185 213H187L188 214V212H184L183 211ZM190 210V211H191ZM203 210V211H202ZM253 210V211H254ZM262 210V209H261ZM264 210V209H263ZM262 210V211H263ZM189 211V212H190ZM201 211H202V213H201ZM245 211L247 212V211H249V212H247L246 214H244L245 213ZM54 212V213H53ZM59 212V213H58ZM68 212H70V211H68ZM76 212H77V215H78V217H79V219H78V217L76 216V215H74V214H76ZM91 212V213H90ZM166 212V211H165ZM166 212V213H167ZM183 212H184V214H183ZM198 212V211H197ZM196 212V213H197ZM233 212V211H232ZM264 212V211H263ZM92 213H94V214H92ZM191 213V212H190ZM195 213V212H194ZM199 213V212H198ZM235 213H237L236 215H235ZM238 213H240V215L238 214ZM242 213V214H241ZM62 214V215H61ZM83 214L85 215V216H83ZM90 214V215H89ZM161 214H163V215H161ZM171 214V213H170ZM192 214V213H191ZM191 214H189L190 216H191ZM200 214H199V216H198V214H192V215H195V216H191L192 218H193V221L191 220L190 222H193V223H196V224H191L190 222V224L191 225H193V227L195 228V230H196V227L195 226H197V224H198V222L203 218H201V219H199V217H200ZM208 214V215H207ZM229 214V215H228ZM259 214H261V213H259ZM73 215L78 219V220H80L81 221V224L82 223H84V226H86V230L84 229V228H82L83 227V225H82V227L81 226H79L80 228H81V230H85V231H89L90 233H91V236H88V233L86 232V234H85V236H88V237H92L91 239L90 238H88L87 237V239H89L88 240V242H87V239H86V237H85V239H84V235H79L80 236V238H82L83 237V239H80V238H77L78 236V232L76 233V232H74V231H76V229H77V231H78V229H79V227L78 228H75L76 227V225L75 224H77V222L76 223H74V221L72 220L73 219ZM168 215V214H167ZM166 215V216H167ZM176 215V216H175ZM181 215V216H182ZM232 215V214H231ZM250 215H252V213L250 214ZM261 215H264L263 213L261 214ZM59 216V217H58ZM71 216H72V219H71ZM175 216V217H174ZM204 216V215H203ZM243 218H242V217ZM67 217V218H66ZM70 217V218H69ZM75 217H74V220H77V219H75ZM84 217L86 218L87 217V219H84ZM195 217V218H194ZM198 217V218H197ZM205 217V216H204ZM231 217V216H230ZM236 217L233 219V220H235L236 221ZM51 218V219H50ZM59 218V219H58ZM61 218V219H60ZM97 218V219H96ZM159 218H160V220H162L161 222H159L160 220H159ZM191 218V219H192ZM210 218V217H209ZM215 218V219H214ZM250 218V217H249ZM55 220V221H53V220ZM63 219V220H62ZM99 219V220H98ZM187 219V220H186ZM198 219H199V221H198ZM204 219V218H203ZM202 219V220H203ZM230 219V218H229ZM248 219V218H247ZM251 220H252V218H250ZM249 219V220H250ZM69 220V221H68ZM83 220V221H82ZM159 220V221H158ZM189 220H190V217H189ZM194 220L196 221V222H194ZM201 220V221H202ZM217 222H216V221ZM232 220V219H231ZM232 220V223L233 222H235V221H233ZM237 220V221H238ZM263 220H264V216H263ZM263 220H261V221H263ZM61 221V222H60ZM66 221V222H65ZM72 223H71V222ZM88 221V222H87ZM166 221V222H165ZM169 221V222H168ZM223 221L224 222H229L228 224L227 223H224V224H227V226L225 225V227L226 228H228V229H226L224 226L223 227H220V225H222L223 224ZM236 221V222H237ZM240 221V220H239ZM247 221V220H246ZM172 222L174 223L175 222V224L176 225H172ZM219 222V223H218ZM241 222V221H240ZM245 222V221H244ZM243 222V223H244ZM249 221H247V223H248ZM48 223V224H47ZM162 223V224H161ZM164 223H170V224H168V225H163ZM220 223H222V224H220ZM242 223V222H241ZM240 223V224H241ZM246 223V222H245ZM252 224L251 225H253L252 227L254 228V226H256V225H259V227H260V229L262 230L264 227H262L261 228V224L263 225L264 223H262L261 222V224H259V222H258V224H253L254 222H253V220H252V222H251ZM257 223V222H256ZM63 224H65V225H63ZM74 224V225H73ZM79 224H80V222H79ZM78 224V225H79ZM93 224V225H92ZM98 224V225H97ZM189 224V226H191ZM218 224H219V226H218ZM55 225V226H54ZM74 226V227H71V226ZM77 225V226H78ZM90 225V226H89ZM170 225V226H169ZM182 225L184 226V229H182ZM233 225V227H234V223L232 224ZM236 225V227L238 228H240L239 230H242L243 232H245L244 231V229L245 228H243V229H241V227H240V225H238V223H236L235 224ZM238 225V226H237ZM242 225V224H241ZM246 225V227L248 226V228L249 229H252L251 228V226L249 225V223L248 224H245ZM57 226V227H56ZM166 227V233H167V231H172V230H174L173 231V233L174 232H176L177 234H178V230L181 228V230L183 231V233H185V232H189V234L190 235H186L184 238H183V236H182V231L181 230H179V241H176L177 243H176V245H174L173 246V244L172 245H169V241L168 240H166L167 241V244H166V241H165V238H163L162 240V242L164 243H161V236H162V232H164L160 227H162V228H164V227ZM214 226V225H213ZM95 229H94V228ZM198 227H197V229H198ZM235 227V228H236ZM242 227H244V225H242ZM91 228V229H90ZM170 228H172L171 230H170ZM236 228V229H237ZM176 229H178L177 231H175ZM188 229V230H187ZM220 229V230H219ZM231 230H233L234 228H232V226H231V228H230ZM247 229V228H246ZM256 229H259V228H256ZM81 230H80V232L79 233H81ZM96 230V231H95ZM191 230V231H190ZM203 230V231H204ZM84 231V232H85ZM235 230H233V231H231V234H232V232H234ZM238 231V230H237ZM248 231H250V230H248ZM260 230H257L256 232H259ZM94 232H95V235H99V236H96V238L95 237H93V234H94ZM168 232V233H169ZM205 232V231H204ZM207 232H209L210 233V235L212 236V234L215 232V234H213V236H215L214 238L215 239H213L212 237V240H210L211 238H209V233H207ZM217 232V233H216ZM239 232V231H238ZM247 232V231H246ZM252 233V235H254V234H257V233ZM172 233V236L174 235V237L177 235L176 233H174L173 234ZM187 233H185V234H187ZM196 233V234H195ZM237 233V232H236ZM248 233V232H247ZM249 233H251V231L249 232ZM75 234H77L76 235V237H75ZM181 234V235H180ZM227 234V235H226ZM241 234V232L238 234V235H240ZM262 234H264V229H263V231H262V233H261V236L259 235V233L257 234V235H254L255 237L257 236H260L258 239H257V237L255 238L257 241H259V242H261V240H263V242L262 243H264V237H262V236H264V235H262ZM165 235V234H164ZM163 235V236H164ZM166 235H168V234H166ZM170 235H171V233H170ZM169 235V236H170ZM198 235H199V237H202V238H198ZM238 235H236L235 237H237ZM241 235H243V233L241 234ZM240 235V236H241ZM244 235H246V233L244 234ZM42 236V237H41ZM82 236V237H81ZM172 236H170V238L172 237ZM204 236H206V237H204ZM224 236H226V238L228 239V240H230L231 242H233L232 243V247H233V245L235 246L234 247V249L235 250H233L232 249V251H231V254H230V252L228 253V251H229V249L231 248V242L229 241V249H227V247L228 246H226V248H225V246H223L224 248H225V250H222L221 251V249H224V248H221L220 246L218 247V245H222L220 242L222 241V243H223V241L225 240V241H227L226 240V238L224 237ZM166 237H168V236H166ZM187 237V238H186ZM207 237H208V240H210L208 243L207 242H205V240L207 239ZM232 237V236H231ZM239 237V236H238ZM248 237V236H247ZM76 238H77V240H76ZM99 238V239H98ZM169 237H168V239H170ZM177 238V237H176ZM175 238V239H176ZM225 238V239H224ZM263 238V239H262ZM78 239H80V240H78ZM93 239V240H92ZM199 239V240H198ZM220 239V240H219ZM236 239V238H235ZM241 239V238H240ZM254 239V240H255ZM259 239H261V240H259ZM91 240V241H90ZM171 240V239H170ZM208 240H206V241H208ZM219 240V242L218 243H214L213 241H218ZM243 240L241 239L240 240V242L242 241L243 242ZM165 241V242H164ZM205 243H204V242ZM224 241V244H226L227 242H225ZM237 241H238V239H237ZM236 241V242H237ZM82 242V243H81ZM91 242V243H90ZM174 242V241H173ZM173 242H171V243H173ZM179 242V243H178ZM213 242V243H212ZM239 241H238V243H240ZM256 242V241H255ZM254 242V244L256 245L255 247H257V246H262V244H258L257 245V242L255 243ZM211 243V244H210ZM220 243V244H219ZM237 243V244H238ZM166 244V245H165ZM218 244V245H217ZM240 244V245H241ZM253 243H252V246L254 245ZM161 245H163V246H161ZM162 248H161V247ZM249 246H251L250 245V243H249ZM251 246V247H252ZM259 246V247H260ZM217 247H218V250H217ZM263 248H264V246H262ZM220 248V249H219ZM250 248V247H249ZM258 248V247H257ZM226 249L228 250L227 251V254H225V256H224V253H223V251H226ZM241 249V250H242ZM254 248H252V250H253ZM259 249V248H258ZM257 249V250H258ZM46 251V252H45ZM221 251V252H220ZM234 251V252H233ZM246 252L248 253V254H246ZM220 253V254H219ZM221 253H222V255H221ZM232 253L233 254H235V256H233L232 255ZM244 253L246 254V255H244ZM45 254H47V255H45ZM49 254V255H48ZM228 255V256H227ZM233 257H232V256ZM237 255V256H236ZM244 255V256H243ZM224 256V257H223ZM228 259H227V258ZM234 257H236V258H234ZM240 257V258H239ZM244 257V258H243ZM245 257H247V258H250V260L248 261L247 260V258H245ZM259 257H257L258 259H259ZM263 257V258H262ZM221 258H223V259H221ZM231 258V259H230ZM244 260H243V259ZM226 259V260H225ZM238 259V260H237ZM241 259V260H240ZM254 259V260H255ZM230 260V261H229ZM231 260H233V261H231ZM235 260H237V261H235ZM247 260V261H246ZM253 260V261H254ZM260 260V259H259ZM259 260H255L256 262L257 261H259ZM48 261V262H47ZM234 261H235V263H234ZM254 261V263L253 262H251V264H255L256 262ZM264 261V259L261 261V262H258V263H256V264H264V263H262ZM229 262V263H228ZM245 262V263H244Z\"/></svg>","mask_w":264,"mask_h":264}]
</instances>
